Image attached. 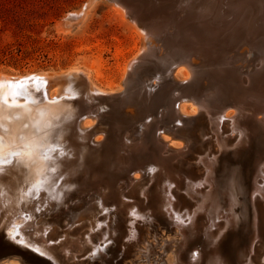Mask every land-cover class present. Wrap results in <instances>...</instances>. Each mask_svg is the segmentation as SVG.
<instances>
[{"label":"rangeland","instance_id":"1","mask_svg":"<svg viewBox=\"0 0 264 264\" xmlns=\"http://www.w3.org/2000/svg\"><path fill=\"white\" fill-rule=\"evenodd\" d=\"M86 1L87 0H0V73L10 75L11 77H16L17 75L18 76L19 75L25 76V74H32V73L33 74H39V73H43V72L44 73L49 72L52 74L61 73V72L65 73V72H69L73 69H76V67H77L78 69H81L82 71H86V72L89 71L88 73L90 74L91 80L93 82L95 81L96 82L95 84L100 89H102L103 91L107 90L105 94H103V93L99 94L98 92H95L96 93V95H95L94 92L92 93V91H90V90L88 91V89H87L88 84L86 83V81H85V83L81 82V84L77 83V85H76L77 90H82L81 91L82 93L78 94L77 91H73L74 93L73 92L72 93L66 92V93H63L62 95L60 94V96L57 97L56 99L53 98L51 100V102H53V103L60 102L59 104L64 105V110L62 113L57 111L56 112L57 114L55 113V111L54 112L52 111L51 113H48L46 115V117H44V118H42V115L46 114L45 113L46 111L44 108L41 107V104L39 103V97L36 96L35 93H34L33 97L30 96L29 100H27L23 96H18L16 98L12 96L13 97V99H12V97H10V95L7 93L2 95L3 97H1V95H0V119L2 120L1 126L3 125L5 128H7L6 130L4 129V133H6V132L8 133V134L6 133L7 135H4V133L1 134V136H4L3 138H1V139H3V140H1V142H2L1 143L2 144L1 149L3 148L1 150L2 152L0 151V154H1L0 158L1 159H4V157L2 155L3 154L6 155L7 149L11 148V146L14 143H16V141L19 137L20 138L24 137L22 135V134H24V132H22V131H26L24 129H27V128L30 129V130H28L29 134H32V133L33 134H39V133L42 134L43 133V137H44V138L43 137L40 138V136H38L39 138L37 137V139H39V140L35 141L33 144H29L31 146L34 145L33 148H36V150H34L30 156L33 159H35V157H37L38 152L40 150L44 149L47 146H48L47 148H49L46 151L47 154L57 152L59 149L66 147V153L65 154L59 155V157L57 158L56 161H55V158L53 159V161L57 162L58 165L64 166V171L58 172V171H55L53 169H52V171H51V169H48L47 171L42 172L41 170H39V171L36 170L34 173V176L31 174V171H30V174L32 175L31 177H29L27 172H25L24 175H26V176L22 177V179H20V180L18 179L19 180L18 182L24 183V184L22 183V185H24L26 187V189L20 193L21 196L20 195L19 196L17 195V196L20 197L21 199L27 198V200L31 201V202H29L27 204L28 207H27V205H22L23 210H21V212H18L20 217L17 213L14 214V217H19L18 220L15 221V225L18 224L20 226V224H21L22 225L21 230L24 232L25 235H26V231H28L27 234H29V235L25 236L27 239L32 236V233L34 231L36 232V235L32 236L33 238L32 237L29 238V239H32L33 241H40L45 236L44 237L45 242L42 243V245L44 246L45 249L47 247V250L51 248L50 254L53 256L55 255L56 258H59V259H56V261L57 260L60 261V262L57 261L59 264H62V263L63 264H78V263L79 264H106V263L107 264H114V263L120 264V262L122 261L121 260L122 258H120V256H119L120 253L119 252L116 253L112 249L109 250V248L113 244L112 239L117 238V236H116L117 232L115 233L112 229L113 226L116 224H118L120 227V228H118L119 233H121V235L123 234L122 235L123 237L122 236L118 237L117 243L120 242L118 244V246L123 250L127 249L126 250L127 251V258L124 259L122 264H131V261H137L140 263H145L146 259L143 257L144 255L142 254L141 255L142 258L138 259L137 258L138 256L136 254L139 253V251H141L140 254L142 252L144 253V251H145L144 254H146L147 250H143L141 248V245L147 246L150 243L153 244L154 248L157 247L155 250H157L159 248L155 254H153V255L150 254V257H153V258L155 257L156 260H158L157 264L162 262L160 260V257H158L157 255L163 254L162 251L164 249H168V246H170V245H171V249L177 250V252H179L180 254L183 255L186 253L184 251L186 250L185 247H187L186 246L187 241H188V243L190 242L189 244H191L192 241L195 239V237L198 236V234H199L198 238L203 237V242L205 240L204 244L206 246L204 244H202L201 247H197L195 249L196 251L194 250L191 252V253H193V255L189 252L190 254L189 253L187 254L188 260L184 261V263L185 264H193L194 259L192 258L190 260L189 257L195 256V254H197V252H199V251L202 255L204 253L206 254V256H205V254L203 255L205 257L204 258L205 261L203 262V264H206L208 261L207 259H209L210 257L213 260L221 257L222 255L219 256L217 254H215V255L210 254V253H212V251H214L216 249V248H214L215 245L218 244V248H222V247L226 248L228 243L230 244L228 246L234 245L235 243H237V241H240L239 236H241V235L246 236L245 234H248L247 232L242 231V225L240 224V222H239L238 226H235L234 228H229L228 230H226V232L224 230L225 225H223L222 228H220L218 233L223 232L224 235H226V236H223V234H222L220 236V238L223 237V239L221 238L222 239L221 240L218 237L216 238V236L218 235V233H217L214 236L215 240L216 239L217 240L214 242L213 241L209 242L208 239H205L206 238L205 236H207V234L209 233V231L211 229L210 223H206V221H205L206 220V214L204 213L205 216L203 217V214H202L203 212H199L198 216L200 217L202 215V217L204 219L202 217H200L201 219L199 217L197 218V216H196L195 217L196 219L193 220V222H192V223H195V226H196L195 229H193V230L191 228L192 226H191L190 222L188 220H184V222L181 225L182 226L181 230L183 231V234H180V231L178 230V228L174 224L175 223L174 220L172 221V219H170L167 215L166 209L169 208V206L164 202V199L166 197L170 198V196H171L170 199L172 201L170 200L169 202H171V204H173V206H174V211L172 210V212H171L172 215H175V214L182 215L186 210L191 215L192 211L194 210V207H192L191 204L194 203V200H192L187 195V190H189V188L192 184L201 183V181H203V179L205 178V175H206L205 173H203L204 172L203 167L201 165H197V162L199 161V159H206L207 154H208V158H210V159L217 158V160H215V162L213 163L214 170H213V173L211 174V177H212L210 179L211 185H203V186L199 187V190L201 191V193H204L207 190L211 189L212 193L214 195H216V201L218 202V206L220 207L219 212H221L220 214L222 215V218L219 219L217 222L222 225L226 221L227 217L229 218V216H226L228 214L229 206H228V198H227L228 196L222 190L221 186L219 185V181H220V173L222 171V168L224 166H227L228 164L224 163L222 161V155H220L218 153V151L214 152L215 151V147H214L215 146V138L216 137H218L220 139L225 138L228 141V146L225 149L226 153L234 152L235 150L239 151L242 155L245 156V157L243 156V159H246L249 156H252L251 159H253V158H255L256 155L259 156V154L262 155L264 153V138L261 139L262 137L256 135L257 136L256 137L257 140H256V138L253 139V137H252V135H254L255 133H259V132L260 133L263 132L262 136L264 137V119H262V114L261 115L259 114L260 116L259 115L255 116V115H252L249 111L253 108L264 111V104H263V102H264V70L260 74V75L263 74L261 76L262 79H260L261 78L260 75L258 76L259 78H257V79L252 78L253 74L251 72L252 70L254 71V70H258V68L260 69L261 64H263V66H264V58H262L264 56V50H263L264 46L262 48H259L262 45H264V38H263L264 37L263 36L264 35L263 34L264 33V25H263L264 19L260 18V16H261L260 13L263 14V12H264V5H263L264 0L263 1L262 0H238V1L237 0H172L173 2H171L170 0H168V1L167 0H133V1L131 0L132 3H135L138 6H141L140 9H141L142 13L144 11H147L149 13L151 12L149 14L150 15L149 19L150 20L153 19L151 21H147L146 23H148L147 25L149 26V29H151L149 31L151 39L153 40V42H154V40H156L157 42L155 41L156 43L154 42V44H156V45H153L155 47L151 48L153 53L146 57L147 60L144 59L143 61L138 60L137 58H135L132 55L133 49L136 47V45L139 44V40L136 38V36L132 32L129 25L125 22V20H121L120 16L118 14H116L111 3H109L105 0H97L95 2L96 5L94 4L95 6H92L93 8L90 9V11L88 12V14L86 16V19L82 22L83 24H81L78 28H76V29L72 28L69 31L67 30V32H68L67 33V32H65L66 30L64 28L60 27L59 24H60L61 20L63 19V17H65V15H67V13L70 14L72 11H79V9H81L83 7V5L85 4ZM134 1H136V2H134ZM137 1H139L140 3ZM141 1H142V3H141ZM236 1L238 4L236 3ZM249 1H250V3H249ZM154 3H155V5H154ZM234 3L237 4L239 9L237 8L236 4H234ZM242 3H243V5H242ZM142 5L144 7H142ZM179 5H181V6H179ZM252 5H254V6H252ZM241 6H244V7H242L243 10L241 9ZM151 7H152V9H151ZM235 7L237 10L235 9ZM149 8H150V10H149ZM189 8H191V9H189ZM250 9H251V12H250ZM166 10H168V12L170 11L171 13L170 12L168 13ZM240 10L242 11V14H241V12L237 13ZM215 11H217V12H215ZM197 12H199V13L197 14ZM181 13H182V15H181ZM185 13L190 15V18H191L190 22H191L192 27H199V26L205 25V29H206L205 32L195 34L193 37H192V35L187 34V42L188 43H195L197 45L198 44H203V45H207V46L209 45L210 46L209 48L213 49V53H214L213 59L216 57L215 59L217 61L215 63H212V65H210L211 67L209 66L210 69L212 68L211 70H213V68L214 69L217 68L216 70H213L214 71L213 75L215 73H217L216 75H219L220 74L219 71H221V73H223V72L225 73L222 75L220 74L218 77H216L217 79L216 78L213 79V75L212 76L211 75L210 76H204L205 75L204 74V75L200 76V78L201 77L202 78L201 79L199 78V83L202 82L201 83L202 85L197 84V86H198L197 89L199 90L198 91L199 96L196 98L198 101H201V103L203 105H201L202 107L200 106V104L199 105H193V106H194V108L197 107V109H196L197 111H199V112L202 111V112H200V114H199V112H197L198 114H195L196 113V111H195L193 114H189L190 117L188 115L179 114V112H178L179 104L184 105L185 110L189 111L190 107L193 103L191 101L183 102L180 100H176V97L178 94L177 92L179 91L178 90V86L180 84L179 81H181L182 83H184V82L181 80L182 76L180 74H179V77H177V78L175 77L177 69H173V68L171 69V66L169 65L170 64V57L172 55H174V53H173L174 50L173 49L168 50L166 48V46L161 41H158V40H160V38L156 37V34L159 30L161 31V30H165L166 28H169L166 31L168 32L170 30L169 32H171V30H172L171 27H173V24L175 23V21H177L176 19L183 17ZM230 13H232V15ZM170 15H171V17H170ZM245 15H247V16H245ZM250 16H251V19L249 18ZM211 17H212V19H211ZM221 17H223V18H221ZM169 18H171V19H169ZM230 18H231V20H230ZM254 18H256L257 20H255ZM259 18H260V21H259ZM239 19L243 21L242 24L245 26H242L241 21H239ZM262 19H263V22H261ZM209 21H211V22H209ZM235 21H237V22H235ZM246 21H247V23H246ZM252 21H254V22H252ZM200 22H202V24ZM216 23L219 25H217ZM208 24L210 25V27ZM250 24H251V26H248ZM191 25L189 24V26H191ZM234 25H235V27H234ZM257 26H259V27H257ZM163 27H165V28H163ZM207 27L210 29V31ZM250 27H253V28L249 29ZM256 27L259 31L256 29ZM212 29H214V30H212ZM247 29H249V30L254 29L253 31H255V29H256V31L255 32L248 31ZM219 31H221V32H219ZM247 31L249 33L252 32L251 34L253 35V37L247 38V35H248ZM211 32H213V33H211ZM229 36H230V38H229ZM236 36H238V37H236ZM207 37H208V39H206ZM211 37H212V39H211ZM214 38H216V39H214ZM225 38H227V40L222 41V40H225ZM252 38H253V41H252ZM201 40H203V41H201ZM207 40L212 44H209V42H207ZM236 41H237V43H236ZM254 41L257 43H255ZM159 43H161V44H159ZM157 44L159 45L158 46L159 49L157 48ZM213 44H215V45L213 46ZM218 45H219V47H218ZM254 45H255V47H254ZM224 46H226V47H224ZM255 50H257V51H255ZM158 51H159V53H158ZM169 51H171V52H169ZM166 52H168V53H166ZM254 52H255V54H254ZM155 55H156V57L153 58V56H155ZM221 55H223V56H221ZM167 56L169 57V59ZM158 57H159V59H158ZM224 58H226V59H224ZM252 58H254L253 61H252ZM257 58H259V59H257ZM130 59H131V62L134 61V63H136V64L131 63V64H133V66H132L133 71L130 72V74L132 73L130 78L133 76L130 79L131 82L138 83L137 80L139 81V77H140L138 75L141 73V70L145 71V69H146L145 74H148V77H143L144 82H142L143 85L140 86L142 88L138 87L139 91H141V92H139V94H142L145 97L143 99L142 96L140 95V98H142V99L137 101L139 103L138 106L141 108V110H143V114H144V111L146 110L144 115H146L147 118L145 116H143V114H142L143 117L141 115L139 117L137 114H134L133 113L134 111L132 110V105L130 107V104L128 102L123 101L122 100L123 97L120 96L122 94H120L119 92H116V94L112 93L111 95H109L111 93L108 90L109 87L110 86L114 87V85H117L121 81V77H120L121 65L123 64V62H125L126 60H130ZM153 59L154 60L157 59V61L155 60L156 63L154 62ZM160 59H162V60H160ZM219 59H221L222 61ZM189 61H191L192 62L191 64H193V65L199 64V61L194 56L190 57ZM193 61H195V62H193ZM162 63H164V64H162ZM259 63H261V64L257 65ZM147 64H148V66H146ZM158 64H159V66H158ZM220 64H222V65L224 64V66H221ZM72 66H74V67H72ZM140 67H141V69H140ZM220 67H221V69H220ZM222 67H224V68H222ZM227 69H228V71H227ZM152 70L154 71V73H156V72L160 73V78L158 77L160 79V81L157 80V78H153L155 74L150 75L153 73V72H151ZM163 72H165V73H163ZM168 72L171 73L172 75L173 74L174 75L172 76ZM207 73L209 74V71ZM227 73H229V74L227 75ZM234 73H235V75H234ZM245 73H247V74H245ZM223 75L226 77V79L224 78ZM118 77H120V78H118ZM171 77H173V79ZM211 77H212V79H211ZM220 77H221V79H225V80H227V78H228V80L226 82H224L225 80H222V82H223L222 83ZM232 77H234L235 79L234 78L232 79ZM247 77H249L250 81L248 80ZM144 78H146L147 80ZM169 78H170V81H169ZM229 78H230V80H229ZM253 79H256V80L253 81ZM155 80H156V82H155ZM188 80H190V76L186 81H188ZM200 80H201V82H200ZM211 80H212L213 84L211 83ZM214 80H216V85H214V83H215ZM233 80H234V82H233ZM238 80H240L239 81L240 83L238 82ZM229 81L232 83L233 87H232V85L229 84ZM220 82L222 83L223 87H221ZM235 82H237L238 85ZM74 83H76V82L71 83V86H73ZM86 84H87V86H85ZM122 84L123 83H121V85H120V89L124 88ZM158 85L161 87L163 86V87L161 88ZM216 86H218V88H221L222 90L216 89L217 88ZM238 86H240V87H238ZM147 87L150 89H148ZM151 87L155 88L156 90L153 88H152L153 90H151ZM205 88H207V89L205 90ZM160 89H161V91H160ZM235 89H237V90H235ZM147 90H148V92H147ZM204 90H205V92H204ZM164 91L166 92L165 94H164ZM173 91H174V93L176 92V95H174V96H173V94L171 95V93H173ZM211 91H214L216 93L211 92ZM222 91L224 93H222ZM229 91H231V93ZM247 91H248V93H246ZM150 92H151V94H149ZM240 92H242V93L244 92L243 95H242V93L240 94ZM249 92H250V94H249ZM107 93H109V94L107 95ZM152 93H154V94H152ZM212 93H214V94H212ZM221 93L223 94V96L225 95L224 97L227 100L229 99L228 98L229 96L232 95L231 97H233L234 94L235 95L238 94V96L240 98H242L243 102L245 101L244 97L247 96L246 101H247V103L249 102V104H247L246 101L244 102L246 104V109H245V107H242V106L241 107L244 109L232 108V107H231V109L228 108V113H232L231 115H233V114L235 115L234 109H236L238 116L240 113L241 114L243 113L246 117L254 116L253 120H248L246 122L240 116L237 118V119H239V121L242 122L241 127L244 128V130L246 129L244 131V136L241 138V140H238L239 139L238 133H234V134L230 133L231 130L229 127V122H227L225 120H222L224 123V126L221 129V131L223 132V130H224V132L221 133L219 136H216V134L209 129V126H206V125H208V123H206L207 117H206L205 109L206 110L211 109V107H213V106H210V104H211L210 101L218 99L216 96H219V95L222 96ZM216 94H218V95H216ZM7 95H9V96H7ZM91 95L94 97H98L100 95L103 97H105V96H111V97L108 99L107 104H105V103H103V102H105V100L102 102L103 99L102 100L100 99L101 101L98 100L97 102H96V100H92V101L89 100V97H87V96H91ZM146 95H149L150 97L146 96ZM44 96H47L46 93L44 94ZM117 96L118 97L120 96V97L118 98ZM170 96H172L173 98H171ZM206 96H208V97H206ZM115 97H116V99H115ZM231 97H230V100H232ZM248 97H251V98H248ZM44 98H46V97H44ZM111 98H112V100H111ZM205 99L209 100V101H206ZM45 100H47V99H45ZM218 100L220 101L221 99H218ZM251 100H254V101H251ZM89 101L91 102V105L87 104V102L90 104ZM257 101L260 103H258ZM92 102H95V103H92ZM254 102H255V104H254ZM158 103H160V104H158ZM93 104H95V105H93ZM155 104H157V105H155ZM103 105L105 106V109H104ZM142 105L144 106V108ZM176 105H177V107H176ZM205 105H207L208 107L207 108L204 107ZM146 106L148 109H146ZM38 107H40V108H38ZM81 108L86 109V110H84V112H86V111L90 112V117L88 118V120H86L85 117H80L76 121L75 115L77 113L81 112ZM125 108H127V109L125 110ZM161 110L163 111V114H162L163 117L161 116V113H160ZM64 111H65V113H64ZM102 111H104V112H102ZM123 111H124V113H123ZM225 111H227V110H225ZM146 112H147V114H146ZM164 112L165 113L167 112L166 113L167 117H166V114ZM169 112H170V114H169ZM11 113L13 114V117L15 119L13 118V120H11L9 123H6L5 117H7L8 119H12ZM19 113H21V114H19ZM33 114H34V116H33ZM55 114L58 116H55ZM67 115H68V117H67ZM114 115H115V117H114ZM117 115H119V116H117ZM159 115L161 118L159 117ZM35 116L36 117L38 116V118H35ZM124 116H125V118H124ZM131 116L133 117V120H132V118H130ZM30 117H32V119ZM121 117L124 119H122ZM170 117H171V119H169ZM183 117H185V118H183ZM188 117L192 120H190ZM255 117H258V119ZM94 118L96 119V121ZM159 118H160V120H159ZM193 118L195 120H197V118L201 120L202 125L199 126V128L195 127V126L193 127V125H194ZM23 120H24L23 126L21 128L19 126V128L21 129V132H20L19 128L16 127V124L19 121H23ZM85 120L90 121L89 126L92 127V128L88 127V125H87L88 129L86 127L87 132H89V136L87 137L88 140L90 139L89 141L87 139L81 140V138H78L77 135H76L77 136V139H76V136H75L76 132H77V134H83V132L81 130H79V126L83 122H85ZM124 120H126L127 122L129 121L127 123V125H126V122H124ZM257 120H259V121H257ZM42 121H43V123H41ZM44 121H46V122L44 123ZM47 121L49 123H47ZM74 121H76L78 123L76 124V123H74ZM36 122H38V123H36ZM145 122L147 124H151V123L152 124L149 126L147 124H145L146 125L145 126L144 125ZM256 122H258V123H256ZM226 123H228V125ZM43 124H45V125L43 126ZM121 124L123 126H121ZM173 124H176V126H173ZM97 125H98V127H97ZM115 125H116V128H115ZM142 125H144L145 127ZM226 125H227V127H226ZM244 125H245V127H244ZM254 125H255V127H254ZM260 125H261V127H260ZM119 126H121V127H119ZM124 126H125V128H124ZM139 126L141 127V130H140ZM246 126H248V127L246 128ZM38 127L41 129H39ZM73 127H74V129H73ZM101 127H102V129H101ZM89 128H91V129H89ZM121 128H123L125 131L123 129L120 130ZM135 128H136V130H135ZM144 128L145 129L148 128V129L145 130ZM164 128L167 130L172 129L171 131L175 132L176 136H175L174 140L170 141V136H167V134H162L161 130ZM174 128H176V130ZM185 128H187V129L185 130ZM226 128H228V129H226ZM249 129L250 130L252 129V130L250 131ZM155 130H156V132H155ZM226 130L228 133L226 132ZM12 131H13V133H15V131L17 132L18 137L16 140L13 137V135H11ZM30 131H31V133H30ZM99 131H101L100 132L101 136H100ZM187 131H189L191 133H189ZM45 132H46V135L44 134ZM132 132H134L135 135L136 134H138V135L134 136V133H132ZM158 132L160 133V135ZM184 132L186 134H184ZM252 132H253V134H251ZM143 133L144 134L150 133L152 135L154 145H159L161 140H163V141L169 140L170 141V143L168 144V148L165 147L164 148L165 150H160V149L158 150V152H159L157 154V157L159 159L158 163L160 162L158 165V168H160V169H158L155 172L156 175L154 176V179L151 176L152 173H143V172H134L133 171V172L127 173L126 176L124 175L123 177L116 180V177L113 176V172L117 173L119 170L126 167V164L129 165L130 163H133V161H134L135 163L139 162L142 164H143V162H145V165H146V163L149 161V159L151 161V158L149 157V154L151 153L150 148H148L149 146L148 147L144 146V150H142V148H141L142 144H141L140 139L144 138ZM187 133H188V135H187ZM246 133L248 134V136H246ZM117 134H118V136H117ZM122 134H123V136H122ZM71 135L73 137L72 138L73 140L71 139ZM185 135H187V136H185ZM206 135H208V136H206ZM142 136H143V138H142ZM162 136L166 137L167 139L166 140L162 139L163 138ZM108 137H110V138L112 137V138L110 139ZM128 137H129V139H128ZM211 137H212V139H211ZM62 138L66 142H63ZM188 139L191 140V142ZM250 139H251V141H249ZM60 140L63 143H61ZM86 140H87V142H86ZM203 140L205 142H203ZM245 140H246V142H244ZM209 141H211V142H209ZM230 141H232V143ZM24 142L27 143L24 140L21 141L20 143L24 144ZM88 143H90V144H88ZM91 143H93V144H91ZM129 143L130 144H133V143L138 144L139 143V144L137 145V147H135L133 149V151H131V148L128 147L130 145ZM197 143L200 145L196 146ZM211 143H213L212 146H211ZM254 143H256V144H254ZM56 144L58 147L56 146ZM9 145H11V146H9ZM182 145L183 146L185 145V146L183 147ZM247 145H248V147H247ZM103 146L107 150L102 148ZM124 146H126V147H124ZM203 146H204L203 153L199 152V149L202 148ZM99 147H100V149H99ZM123 147H124V149H123ZM169 147L171 149L170 151H169ZM57 148H59V149H57ZM96 148H98V149H96ZM145 148H147L146 151H145ZM177 148L180 151H178ZM241 148H242V151H240ZM252 148H254V149H252ZM259 148H260V150H259ZM75 149L77 150V152ZM82 149H84L85 151ZM172 149H175V150H172ZM78 150L80 151V153ZM88 150H90V151H88ZM124 150L128 151V152L126 153ZM188 150H189V152H188ZM211 150H212V152H211ZM69 151L71 153H69ZM91 151L92 152L94 151V152L91 153ZM95 151H96V153H95ZM117 151H118V153H116ZM75 152L78 154H76ZM87 152H89V153L87 154ZM140 152H141V154H140ZM82 153L84 156L82 155ZM90 153L92 154L93 157L91 156ZM119 153H122V154H119ZM136 153H137V155H136ZM123 154H124V156H123ZM77 155H78V157H76ZM85 155H87V157ZM95 155H97V156L100 155L101 157L100 156L96 157ZM142 155L145 157L144 160L147 159L146 161L143 160ZM61 156H64V157L61 158ZM94 157H96V158H94ZM116 157L121 158V159H119L121 162L120 164L117 163ZM130 157H132L133 160ZM32 158H31V160H32ZM125 158H128V159L130 158L131 160L130 159L128 160ZM166 158H167V160H164ZM1 159H0V162H1ZM5 159H6V157H5ZM100 159H101V161H100ZM27 160H26L27 161L26 162L27 168L33 166V164H32L33 161L31 162L30 159H27ZM29 160H30V162H29ZM184 160H186V161H184ZM219 160H220V162H219ZM106 161L108 162V165H107ZM181 161H183V162L181 163ZM193 161H194V163H192ZM162 162L165 164H163ZM187 162L188 163L191 162L192 164L191 163L188 164ZM115 164L118 166H113ZM166 164L167 165L169 164V168H171V167L172 168L169 169ZM170 164L172 165L171 167H170ZM21 165L25 167V163H21ZM37 165L40 166V164H37ZM233 166H235V165L232 164V167ZM115 167H118L119 170L117 168L115 169ZM143 167H145V166H143ZM181 167H184V168L186 167L187 172H185L186 168L182 169ZM253 167H254L253 162H251V164H249V167L247 168V171L249 169L252 171L254 170L253 171V178H254L256 175L255 174L256 168L254 169ZM114 169L117 171H114ZM178 169H179V171H178ZM180 169H181V171H180ZM3 170L6 171L5 168ZM98 170L99 171L101 170V171L99 172ZM106 170H108L109 172ZM170 170H172V171H170ZM178 172L182 173V174H178ZM96 174H97V176H96ZM176 174H177V176H176ZM93 175H94V177H93ZM139 175L141 177H139ZM107 176H109L110 178ZM120 176H122V174L119 175L118 177H120ZM164 176H166V177H164ZM193 177L195 178V180ZM92 178H95V179H92ZM128 178H130V179H128ZM135 178H140L139 179L140 181L138 179H135ZM141 178H143V180ZM144 178H146L145 181H144ZM109 179L110 180L113 179V181H114V182H112L113 186L112 185L109 186L111 188L107 187V185H106V182H108ZM134 180H136V181H134ZM175 180H176L177 184L175 183ZM196 180H198V181H196ZM258 180L260 182H258L256 184V186L262 187V183H261L262 180L260 178ZM141 181H143V182H141ZM181 181H183V182L181 183ZM92 182H93L94 186L92 185ZM130 182H131V184H130ZM139 182L141 185L139 184ZM122 183L125 185V187ZM144 183H146V184H144ZM147 183H148V185H147ZM150 183H151V185H150ZM152 183H154V185ZM137 184H139V186ZM30 185H33L35 187L31 190V189H29ZM38 186H40V188L37 189ZM167 186L169 187V189H166V188H168ZM122 187H123V189H122ZM179 188H180V190H179ZM41 189H42V191H41ZM126 189H128V190L126 191ZM131 189H135L136 192L133 194V196L129 197V196H127V193ZM146 190L151 192L152 194L147 192ZM107 191H108V193H107ZM109 191H110V193H109ZM145 191L147 193H145ZM164 191H166V192H164ZM173 191H174V193H173ZM192 191H193V189L191 190V192ZM143 192L146 195H143ZM22 193L26 194L25 197H23L24 195H22ZM179 193H182V194L179 195ZM121 194L123 195V197ZM148 194H149V196H148ZM106 195H107V197H111V198L113 197L112 195H114V197H116V199H113V200L111 199L112 201L111 200L108 201ZM147 196H148V198H147ZM177 196H178L179 200H177L178 199ZM260 196H261L260 194L258 195L256 193L253 195V198H255V202H258L261 206H264L263 205L264 201L259 198ZM35 198H38V199H36V201L35 200L33 201V199H35ZM118 198H119L120 202H119ZM105 199L107 200V203H109V205L101 207V204H102L101 201L104 202V201H106ZM142 199H143V202L141 201ZM154 199H155V201H154ZM38 200H39V202H38ZM42 200L45 203H43ZM122 200H123V202H122ZM151 201H153V202H151ZM134 202H136L135 204L137 205V207L134 204ZM178 202L180 205H178ZM113 203H115V205ZM151 203H152V206H151ZM124 204L128 205L129 207L124 208L123 207ZM163 204H166V205L163 206ZM176 204H177V206H176ZM0 205H2V206H0V225H1L0 226V228H1L0 229V236L2 234V236L0 237V242H1L0 243V253L1 252L6 253V252H10V251H15V252L19 251V252H22L23 255H26V257H28V259L30 257V259L40 260V258H38V257L35 258L36 255L34 253H32V251L30 252L29 251L30 249L26 248L25 246L23 249H18L15 246V244L13 243L16 241L13 240V242H12L10 240L9 236L4 235V233H6L8 231L4 232L2 230L3 229L2 223L5 220L4 218H6L5 216L10 215V214H8L5 211L6 207H4L3 204L0 203ZM181 206H182V208H181ZM29 207L31 208L30 212L27 211V208H29ZM138 207H141L143 211L140 210L141 208H138ZM222 207H224V208H222ZM118 208H120V209H118ZM32 209H33V211H32ZM38 209H39V211H35ZM93 209H94V211H93ZM136 210H137V212H135V214H134L135 216L134 215L132 216L131 213L133 211H136ZM178 210H179V212H177ZM24 211H27V212H24ZM122 211L124 212V214ZM146 211H147V213H146ZM33 212L35 214H33ZM236 212L238 213L237 207H235V214H237ZM115 213H117L120 220L116 221L117 219L115 218ZM24 214H26V215L22 216ZM30 215L34 218V219H32L33 221L31 220L32 217H30ZM160 218H162V219H160ZM20 219L23 220V224L26 225V223H27L28 225L23 226L22 223L18 222V221H20ZM27 219L29 220V222H27ZM121 219L123 222H121ZM161 220L162 221L164 220V222H161ZM90 221L93 222L94 224H92ZM171 221H172V223H171ZM33 222H34V226L36 225L35 227L32 224ZM127 222L129 223V225H127ZM138 222H140V223H138ZM146 224H148V225H146ZM167 224H169V225H167ZM170 224H172L173 227ZM197 224H198V226H197ZM202 224H204V225H202ZM15 225L13 224L12 226H15ZM122 225L124 228L122 227ZM145 225H146V227H145ZM205 225H206V227H205ZM139 226H141V227L143 226V227L141 228ZM147 226H148V228H147ZM170 226H171V228H170ZM201 226L205 229L202 230L203 228ZM127 227H128V229H127ZM27 228H29V229H27ZM104 228H105V230H104ZM121 228H123L124 230ZM154 228H157L159 230V231H156V233L158 232L157 234L155 233ZM141 229L144 231H142ZM171 229H172V231H171ZM200 229H201V231H200ZM29 230H31V231H29ZM36 230H39V233ZM88 230H90V231H88ZM148 230H150V231H148ZM194 230H196V231H194ZM197 230H198V233H196L195 236H193L194 233L197 232ZM176 231H177L178 235L176 234ZM236 231L238 232L237 234H235ZM35 232L33 233V235L35 234ZM132 232H134L138 235L139 240L137 239V241H136L134 239H131V233ZM149 232L151 233L150 235H148ZM100 233H101V237H104L103 239H105V237H106L105 241L101 240L98 242L99 244H101L100 248L107 245L108 249H107V251H104V250L101 251V254L99 256H97V255L94 256L92 251L89 250L91 243L87 242V239L91 235H92L91 238L92 237L95 238ZM161 233H164L167 237H164L161 239L160 238ZM185 233H187V234H185ZM239 233H241V234H239ZM102 234H103V236H102ZM191 234H193V235H191ZM227 234L228 235L232 234V236L228 237ZM233 234L236 236L235 239H234ZM179 236H180V238H179ZM7 237L9 240L7 239ZM17 237H18V234H17ZM232 237H233V239H231ZM3 238L4 239L6 238V239L4 240ZM94 238H92L93 239L92 245L96 246L97 244H96V240ZM1 239H2V241H1ZM263 239H264V235H263ZM17 240H18V238H17ZM163 240L164 241L167 240L168 242L166 243ZM6 241H7V244H6ZM217 241H218V243H217ZM172 242H174V243H172ZM230 242L231 243L234 242V243L231 244ZM252 242L253 243L255 242V244H253ZM260 242H261V239L252 237L251 243L253 245H255L254 247L257 251L259 250L258 248L261 246ZM106 243H109V244H106ZM129 243H130V246H129ZM136 243H137V245H136ZM1 244L4 246H2ZM10 244H12V245H10ZM158 244H160L162 246L160 247V245L158 246ZM138 246H140V247H138ZM133 247L137 248L138 250L133 248ZM1 248H3V249H1ZM201 248H204V249H201ZM210 248L213 250H211ZM63 249H65V250H63ZM84 249L87 250L86 254L84 252L85 251ZM245 249L247 251H249V246L247 245ZM78 250H79V252H78ZM203 250L206 252H204ZM207 250H209L208 251L209 254H208ZM108 252H109V254H108ZM10 253H12V252H10ZM29 253L32 255H30ZM56 254L58 255V257ZM237 254L239 256L240 252H237ZM80 256H82V258ZM91 256H94V257L91 258ZM100 256H101V258H100ZM112 257H114V258H112ZM115 257H117V259ZM99 258H100V260H99ZM153 258H151V259H153ZM101 259L102 260L104 259V260L102 261ZM107 259H108V261H107ZM118 259H120V260H118ZM221 259H220L221 264H226L224 262L225 261L224 257H221ZM32 261H34V260H32ZM94 261H96L97 263ZM109 261L110 262L112 261V262L110 263ZM242 264H246V262H243ZM254 264H257V263H254ZM258 264H264V262H262L261 260H258Z\"/></svg>","mask_w":264,"mask_h":264},{"label":"bare ground","instance_id":"2","mask_svg":"<svg viewBox=\"0 0 264 264\" xmlns=\"http://www.w3.org/2000/svg\"><path fill=\"white\" fill-rule=\"evenodd\" d=\"M97 0H87L86 2H85V4L83 5V7L81 8V9H79V11H72L70 14H68L67 13V15H65V17H63V19L61 20V22H60V27L61 28H64L66 31L65 32H67V30L69 31V30H71L72 28H78L81 24H83L82 22L86 19V16H87V14H88V12L90 11V9H92L93 7L92 6H95L96 4H95V2H96ZM105 1H107V2H109V3H111V5L113 6V9H114V11L116 12V14H118L119 16H120V19L121 20H125V22L129 25V27L131 28V30H132V32L134 33V35L136 36V38L139 40V44L138 45H136V47L133 49V52H132V55L135 57V58H137L138 60H141V61H143L144 59H146L147 60V56H149V55H151L153 52H152V49L151 48H153V47H155V46H153V45H156V44H154V42L156 41V40H154V42H153V40L151 39V37H150V34H149V31L151 30V29H149V26L148 25H146L145 24V22H143L140 18H139V16H138V14H137V12L133 9V6H132V4H130L129 3V1L128 0H105ZM133 1V0H132ZM131 1V2H132ZM168 1V0H167ZM171 2H173L172 0H170ZM238 1V0H237ZM237 1H236V3H237ZM263 1V0H262ZM134 2H136V1H134ZM137 2H139V1H137ZM154 2V1H153ZM157 2V1H156ZM231 2V1H230ZM256 2V1H255ZM140 3V2H139ZM141 3H142V1H141ZM144 3V2H143ZM152 3V2H151ZM236 3H234V4H236ZM249 3H250V1H249ZM259 3V2H258ZM95 4V5H94ZM191 4V3H190ZM238 4V3H237ZM237 4H236V6H237ZM240 4V3H239ZM245 4V3H244ZM252 4V3H251ZM262 4V3H261ZM150 5V4H149ZM154 5H155V3H154ZM209 5V4H208ZM242 5H243V3H242ZM248 5V4H247ZM263 5H264V2H263ZM157 6V5H156ZM179 6H181V5H179ZM240 6V5H239ZM252 6H254V5H252ZM139 7H141V6H139ZM142 7H144L143 5H142ZM168 7V6H167ZM193 7V6H192ZM242 7H244V6H241V9H242ZM250 7V6H249ZM258 7V6H257ZM148 8V7H147ZM159 8V7H158ZM188 8V7H187ZM194 8V7H193ZM237 8H238V6H237ZM248 8V7H247ZM246 8V9H247ZM263 8V7H262ZM151 9H152V7H151ZM167 9V8H166ZM189 9H191V8H189ZM235 9H236V7H235ZM239 9V8H238ZM143 10V9H142ZM149 10H150V8H149ZM154 10V9H153ZM233 10V9H232ZM237 10V9H236ZM243 10V9H242ZM144 11V10H143ZM167 12H168V10H166ZM178 11V10H177ZM202 11V10H201ZM205 11V10H204ZM261 11V10H260ZM153 12V11H152ZM170 12V11H169ZM168 12V13H169ZM215 12H217V11H215ZM241 12V14H242V11L240 10L239 12H237V13H240ZM247 12V11H246ZM245 12V13H246ZM250 12H251V9H250ZM149 13V12H148ZM151 13V12H150ZM171 13V12H170ZM177 13V12H176ZM199 12H197V14H198ZM264 13V12H263ZM231 15H232V13H230ZM236 14V13H235ZM249 14V13H248ZM117 15V16H118ZM157 15V14H156ZM169 15V14H168ZM181 15H182V13H181ZM215 15V14H214ZM260 15H261V13H260ZM192 16V15H191ZM228 16V15H227ZM240 16V15H239ZM245 16H247V15H245ZM159 17V16H158ZM170 17H171V15H170ZM179 17V16H178ZM205 17V16H204ZM210 17V16H209ZM261 17V16H260ZM206 18V17H205ZM208 18V17H207ZM215 18V17H214ZM213 18V19H214ZM221 18H223V17H221ZM232 18V17H231ZM231 18H230V20H231ZM239 18V17H238ZM250 19H251V16L249 17ZM248 18V19H249ZM169 19H171V18H169ZM210 19V18H209ZM211 19H212V17H211ZM226 19V18H225ZM243 19V18H242ZM255 20H257L256 18H254ZM151 20H153V19H151ZM151 20H149V21H151ZM155 20V19H154ZM158 20V19H157ZM253 20V19H252ZM171 21V20H170ZM200 21V20H199ZM205 21V20H204ZM239 21H241V24H242V20H240L239 19ZM238 21V22H239ZM245 21V20H244ZM248 21V20H247ZM247 21H246V23H247ZM259 21H260V18H259ZM123 22V21H122ZM154 22V21H153ZM152 22V23H153ZM206 22V21H205ZM209 22H211V21H209ZM227 22V21H226ZM235 22H237V21H235ZM252 22H254V21H252ZM251 22V23H252ZM261 22H263V19H262V21ZM150 23V22H149ZM168 23V22H167ZM201 24H202V22H200ZM208 23V22H207ZM222 23V22H221ZM264 23V22H263ZM155 24V23H154ZM170 24V23H169ZM206 24V23H205ZM215 24V23H214ZM217 24V23H216ZM245 24V23H244ZM249 24V23H248ZM254 24V23H253ZM257 24V23H256ZM209 25V24H208ZM217 25H219V24H217ZM240 25V24H239ZM259 25V24H258ZM264 25V24H263ZM216 26V25H215ZM242 26H245V25H243L242 24ZM248 26H251V24L250 25H248ZM253 26V25H252ZM151 27V26H150ZM167 27V26H166ZM204 27H205V25H204ZM209 27H210V25H209ZM225 27V26H224ZM223 27V28H224ZM232 27V26H231ZM234 27H235V25H234ZM254 27V26H253ZM253 27H250L249 29H252ZM257 27H259V26H257ZM257 27H256V29H257ZM263 27V26H262ZM163 28H165V27H163ZM172 28V27H171ZM208 28V27H207ZM218 28V27H217ZM227 28V27H226ZM243 28V27H242ZM241 28V29H242ZM248 28V27H247ZM167 29H169V28H166L165 29V31L167 30ZM209 29V28H208ZM207 29V30H208ZM249 29H247L248 31H253V30H249ZM256 29H255V31H256ZM260 29V28H259ZM212 30H214V29H212ZM211 30V31H212ZM239 30V29H238ZM258 30V29H257ZM263 30V29H262ZM154 31V30H153ZM170 31V30H169ZM168 31V32H169ZM172 31V30H171ZM209 31H210V29H209ZM245 31V30H244ZM247 31V32H248ZM255 31H253V32H255ZM259 31V30H258ZM214 32V31H213ZM213 32H211V33H213ZM219 32H221V31H219ZM68 33V32H67ZM158 33V32H157ZM249 33V32H248ZM252 33V32H251ZM261 33V32H260ZM235 34V33H234ZM258 34V33H257ZM256 34V35H257ZM264 34V33H263ZM262 34V35H263ZM255 35V34H254ZM261 35V36H262ZM233 36V35H232ZM243 36V35H242ZM264 36V35H263ZM158 37V36H157ZM193 37V36H192ZM235 37V36H234ZM236 37H238V36H236ZM253 37V36H252ZM155 38V37H154ZM201 38V37H200ZM217 38V37H216ZM216 38H214V39H216ZM219 38V37H218ZM229 38H230V36H229ZM255 38V37H254ZM258 38V37H257ZM264 38V37H263ZM157 39V38H156ZM191 39V38H190ZM206 39H208V37L206 38ZM205 39V40H206ZM211 39H212V37H211ZM213 39V40H214ZM238 39V38H237ZM256 39V38H255ZM254 39V40H255ZM261 39V38H260ZM259 39V40H260ZM199 40V39H198ZM204 40V41H205ZM222 40V39H221ZM227 40V38H225V40H222V41H226ZM258 40V41H259ZM262 40V39H261ZM158 41H161V39L160 40H158ZM201 41H203V40H201ZM200 41V42H201ZM231 41V40H230ZM252 41H253V38H252ZM157 42V41H156ZM155 42V43H156ZM206 42V41H205ZM204 42V43H205ZM207 42H209L208 40H207ZM247 42V41H246ZM255 42V41H254ZM253 42V43H254ZM260 42V41H259ZM199 43V42H198ZM203 43V42H202ZM215 43V42H214ZM223 43V42H222ZM236 43H237V41H236ZM159 44H161V43H159ZM209 44H212V43H210L209 42ZM219 44V43H218ZM261 44V43H260ZM259 44V45H260ZM215 44H213V46H214ZM221 45V44H220ZM262 45V44H261ZM158 44H157V48H158ZM162 46V45H161ZM249 46V45H248ZM262 46H264V45H262ZM262 46L261 47H259V48H262ZM208 47H210L209 45H208ZM218 47H219V45H218ZM217 47V48H218ZM224 47H226V46H224ZM247 47V46H246ZM254 47H255V45H254ZM164 48V47H163ZM214 48V47H213ZM216 48V47H215ZM264 48V47H263ZM159 49V48H158ZM230 49V48H229ZM255 49V48H254ZM157 50V49H156ZM169 50V49H168ZM167 50V51H168ZM171 50V49H170ZM213 50V49H212ZM215 50V49H214ZM261 50V49H260ZM259 50V51H260ZM264 50V49H263ZM162 51V50H161ZM219 51V50H218ZM255 51H257V50H255ZM169 52H171V51H169ZM262 52V51H261ZM158 53H159V51H158ZM162 53V52H161ZM166 53H168V52H166ZM175 53V52H174ZM222 53V52H221ZM254 54H255V52H254ZM131 55V56H132ZM162 55V54H161ZM167 55V54H166ZM220 55V54H219ZM226 55V54H225ZM259 55V54H258ZM128 56V55H127ZM165 56V55H164ZM221 56H223V55H221ZM129 57V56H128ZM133 57V58H134ZM156 57V55L155 56H153V58H155ZM168 57V56H167ZM259 57V56H258ZM132 58V57H131ZM161 58V57H160ZM216 58V57H215ZM213 59V60H215V62H217L216 61V59ZM220 58V57H219ZM256 58V57H255ZM136 59V60H137ZM150 59V58H149ZM158 59H159V57H158ZM163 59V58H162ZM162 59H160V60H162ZM165 59V58H164ZM168 59H169V57H168ZM167 59V60H168ZM190 59V58H189ZM223 59V58H222ZM224 59H226V58H224ZM253 59L254 58H252V61H253ZM257 59H259V58H257ZM154 60V59H153ZM156 61H157V59H155ZM155 60H154V62H155ZM219 60H221V59H219ZM261 60V59H260ZM133 61V60H132ZM222 61V60H221ZM191 62V61H190ZM193 62H195V61H193ZM224 62V61H223ZM255 62V61H254ZM261 62V61H260ZM131 63H134V61L133 62H131V59L130 60H126L125 62H123V64L121 65V67H120V77H121V81L117 84V85H114V87L113 86H110L109 87V91L111 92L110 94L109 93H107V95L109 94V95H111L112 93L114 94H116V92H119L120 94H122V95H120L119 93V95L121 96V97H123L122 98V100L123 101H126V102H128L129 104H130V107H131V105H132V110L134 111H132L134 114H137L139 117H140V115L142 116V114H143V110H141V108L138 106V102H137V99H138V95H139V92H141V91H139V88L138 87H140V86H142L143 84H142V82H144L143 81V77H148V74H145V72H146V69H145V71H143V70H141V73L138 75V76H140L139 77V81L137 80V82L138 83H135V82H131V78L133 77H131L130 78V76H131V74H130V72H132L133 70H132V66H133V64H131ZM156 63V62H155ZM154 63V64H155ZM158 63V62H157ZM192 63V62H191ZM198 63V62H197ZM257 63V62H256ZM134 64H136V63H134ZM161 64V63H160ZM162 64H164V63H162ZM261 63H259V64H257V65H260ZM141 65V64H140ZM139 65V66H140ZM156 65V64H155ZM170 65V64H169ZM187 64H185V62H183V61H181L180 62V64L179 65H177L176 67H175V69H177V71H176V75H175V77L177 78V77H179V74L182 76V81L184 82V81H186L188 78H189V76H190V70H189V68H188V66H186ZM197 65V64H196ZM216 65V64H215ZM221 66H224V64L222 65V64H220ZM143 66V65H142ZM146 66H148V64L146 65ZM152 66V65H151ZM158 66H159V64H158ZM217 66V65H216ZM261 66V68L259 69L258 68V70H252L251 72L253 73V75H252V78H259L258 76L262 73V71L264 70V66H263V64H261L260 65ZM72 67H74V66H72ZM154 67V66H153ZM211 67V66H210ZM229 67V66H228ZM159 68V67H158ZM157 68V69H158ZM216 68V67H215ZM222 68H224V67H222ZM257 68V67H256ZM134 69V68H133ZM140 69H141V67H140ZM156 69V68H155ZM171 69H172V67H171ZM217 69V68H216ZM216 69H214L213 68V70H216ZM219 69V68H218ZM220 69H221V67H220ZM70 70V69H69ZM138 70V69H137ZM208 70V69H207ZM223 70V69H222ZM235 70V69H234ZM172 71V70H171ZM227 71H228V69H227ZM237 71V70H236ZM89 72V71H88ZM88 72H86V71H82L81 69H78L77 67H76V69H73V70H71V71H69V72H65V73H54V74H52V73H39V74H25V76H16V77H11L10 75H6V74H3V73H0V89H1V87L3 86V85H10V84H12L13 82H26L27 83V88H31V89H33L34 91H35V89H37L36 87H35V81H37V80H44V81H47L48 82V86L46 87V95L47 96H44V97H46L45 99H47L46 100V102H43V101H41V102H39L40 104H41V107L42 108H44L45 109V113L46 114H43L42 115V118H44V117H46V115L48 114V113H51L52 111L54 112L55 111V113L57 112V111H59V112H63V110H64V105L63 104H59L60 102H56V103H53V102H51V100L53 99V98H57V97H59L60 96V94L62 95L63 93H66V92H68L69 90H67V91H63V88L64 87H66L67 86V84L68 85H71V83H73V82H76V83H74V85L71 87V89H70V91H71V93L73 92V91H77V93L78 94H81L82 92V90H77V83H79V84H81V82H83V83H85V81H86V83L88 84V86H87V84L85 85V86H87V89H88V91L90 90V91H92V93L94 92H98L99 94H101V93H103V94H105L106 93V91H103L102 89H100L95 83V81L93 82L92 80H91V77H90V74L88 73ZM151 72H153L152 74H150V75H153V74H155L154 75V77L153 78H157V80H159L160 81V73H158V72H156V73H154V71L152 70ZM214 72V71H213ZM216 72V71H215ZM220 72V74L222 75V74H225L224 72L223 73H221V71H219ZM163 73H165V72H163ZM169 73V72H168ZM236 73V72H235ZM235 73H234V75H235ZM162 74V73H161ZM169 74H171V73H169ZM215 74H217V73H215ZM219 74V75H220ZM229 73H227V75H228ZM232 74V73H231ZM241 74V73H240ZM245 74H247V73H245ZM136 75V74H135ZM172 75V74H171ZM174 75V74H173ZM172 75V76H173ZM212 75H213V73H212ZM219 75H217V77L219 76ZM263 75V74H262ZM262 75H260V77L262 76ZM60 76L62 77V76H67V78H65V80L64 81H62L61 79H60ZM98 76V75H97ZM163 76V75H162ZM169 76V75H168ZM204 76H206V75H204ZM203 76V77H204ZM224 76V75H223ZM242 76V75H241ZM240 76V77H241ZM244 76V75H243ZM120 77H118V78H120ZM159 77V78H158ZM164 77V76H163ZM235 77V76H234ZM234 77H232V79L234 78ZM246 77V76H245ZM244 77V78H245ZM60 80H59V79ZM172 79H173V77H171ZM202 78V77H201ZM200 78V79H201ZM205 78V77H204ZM224 78L226 79V77L224 76ZM243 78V77H242ZM248 78V80H249V77H247ZM144 79H146V78H144ZM150 79V78H149ZM211 79H212V77H211ZM214 79V78H213ZM217 79V78H216ZM220 79H221V77H220ZM225 79H221V82H222V80H225ZM235 79V78H234ZM256 79H253V81L254 80H256ZM260 79H262V77L260 78ZM147 80V79H146ZM152 80V79H151ZM162 80V79H161ZM227 80H228V78H227ZM227 80H225L224 82H226ZM229 80H230V78H229ZM244 80V79H243ZM247 80V79H246ZM245 80V81H246ZM247 80V81H248ZM136 81V80H135ZM158 81V82H159ZM169 81H170V78H169ZM177 81V80H176ZM215 81V83H214V85H216V80H214ZM219 81V80H218ZM240 80H238V82H239ZM250 81V80H249ZM148 82V81H147ZM152 82V81H151ZM155 82H156V80H155ZM173 82V81H172ZM175 82V81H174ZM180 82V84L182 83L181 81H179ZM200 82H201V80H200ZM220 82V84H221V87H223L222 86V83ZM233 82H234V80H233ZM121 83H123L122 85H123V87L124 88H122V89H120V85H121ZM153 83V82H152ZM151 83V84H152ZM202 83V82H201ZM201 83H198V84H201ZM211 83H212V80H211ZM235 83H237V82H235ZM240 83V82H239ZM248 83V82H247ZM114 84V83H113ZM148 84V83H147ZM167 84V83H166ZM179 84V85H180ZM213 84V83H212ZM219 84V85H220ZM229 84L230 85H232V83L229 81ZM234 84V83H233ZM99 85V84H98ZM157 85V84H156ZM178 85V84H177ZM202 85V84H201ZM210 85V84H209ZM226 85V84H225ZM224 85V86H225ZM237 85H238V83H237ZM7 86V87H8ZM159 86V85H158ZM176 86V85H175ZM206 86V85H205ZM227 86V85H226ZM244 86V85H243ZM250 86V85H249ZM254 86V85H253ZM157 87V86H156ZM159 87H161V86H159ZM158 87V88H159ZM163 87V86H162ZM161 87V88H162ZM174 87V86H173ZM198 87V86H197ZM203 87V86H202ZM217 87V88H216ZM215 88L216 89H220V90H222L221 88H218V86H216ZM232 87H233V85H232ZM231 87V88H232ZM238 87H240V86H238ZM242 87V86H241ZM252 87V86H251ZM250 87V88H251ZM140 88H142V87H140ZM148 88V87H147ZM153 87H151V90H153V89H155V88H153ZM157 88V89H158ZM175 88V87H174ZM225 88V87H224ZM229 88V87H228ZM230 88V89H231ZM235 88V87H234ZM249 88V89H250ZM79 89V88H78ZM148 89H150V88H148ZM207 88H205V90H206ZM210 89V88H209ZM146 90V89H145ZM156 90V89H155ZM154 90V91H155ZM174 90V89H173ZM205 90H204V92H205ZM214 90V89H213ZM235 90H237V89H235ZM239 90V89H238ZM160 91H161V89H160ZM159 91V92H160ZM172 91V90H171ZM170 91V92H171ZM176 91V90H175ZM199 91V90H198ZM208 91V90H207ZM0 92H1V90H0ZM147 92H148V90H147ZM201 92V91H200ZM211 92H214V91H211ZM230 93H231V91H229ZM74 93V92H73ZM166 92L164 91V94H165ZM178 93V92H177ZM209 93V92H208ZM214 93H216V92H214ZM214 93H212V94H214ZM220 93V92H219ZM218 93V94H219ZM222 93H224L223 91H222ZM221 93V94H222ZM233 93V92H232ZM235 93V92H234ZM238 93V92H237ZM242 92H240V94H241ZM244 93V92H243ZM243 93H242V95H243ZM246 93H248V91L246 92ZM8 94V93H7ZM98 94V95H99ZM148 94V93H147ZM149 94H151V92L149 93ZM152 94H154V93H152ZM160 94V93H159ZM173 94V96L174 95H176V92L174 93V91H173V93H171V95ZM218 94H216V95H218ZM249 94H250V92H249ZM95 95H96V93H95ZM204 95V94H203ZM208 95V94H207ZM231 95V94H230ZM246 95V94H245ZM7 96H9V95H7ZM36 96H38V94H36ZM115 96V95H114ZM119 96V97H120ZM146 96H149V95H146ZM165 96V95H164ZM220 96V95H219ZM216 96L218 99H221L220 101L218 100V99H216V100H211L210 98V106H213V107H211V109H205V113H206V117H207V122L206 123H208V125H206V126H209V129L212 131V132H214L215 134H216V136H219L221 133H223L224 132V130H223V132L221 131V129L223 128V126H224V123H223V121L222 120H225V121H227V122H229V127H230V130H231V132L230 133H238V135H239V139L238 140H241V138L244 136V131L246 130H244V128H242L241 127V121H239V119H237L239 116L242 118V119H244L245 120V122L246 121H248V120H253V117L254 116H252V117H246L243 113L241 114L239 111V116H238V113L236 112L237 110L236 109H234L235 110V115L233 114V115H231L232 113H228V108L229 109H231V107L232 108H240V109H244V108H242V107H245V109H246V104L244 103L245 101H246V97H244V99H245V101L243 102L242 101V98H240L239 96H238V94L237 95H235L234 94V98L233 97H231V96H229L228 98V100L227 99H225V97H223V94H222V96ZM225 96V95H224ZM253 96V95H252ZM1 97H3V96H1ZM5 97V96H4ZM10 97H12V96H10ZM111 96H105V97H103V96H98V97H94V96H89V100H96V102L99 100V101H101L102 99V102L105 100V102H103V103H105V104H107V102H108V99L110 98ZM118 97V96H117ZM118 97V98H119ZM143 97H145V96H143ZM150 97V96H149ZM169 97V96H168ZM171 98H173L172 96H170ZM205 97V96H204ZM206 97H208V96H206ZM214 97V96H213ZM230 97L232 98V100H230ZM6 98V97H5ZM37 98V97H36ZM148 98V97H147ZM180 98H182V99H180ZM180 98H178V99H180L181 101H183V102H187V101H191L193 104L191 105V107H190V110L189 111H186L185 110V108H184V105H180L179 104V108H178V112H179V114H182V115H188L189 116V114H193L195 111H196V113L195 114H198L197 112H199V111H197L196 109H197V107H195L194 108V106L193 105H199L200 104V106L201 105H203L202 103H201V101H198L197 100V98H192V97H184V96H180ZM248 98H251V97H248ZM12 99H13V97H12ZM15 99V98H14ZM101 99V100H100ZM115 99H116V97H115ZM161 99V98H160ZM201 99V98H200ZM261 99V98H260ZM263 99V98H262ZM16 100V99H15ZM18 100V99H17ZM111 100H112V98H111ZM141 100V99H140ZM152 100V99H151ZM150 100V101H151ZM206 100V99H205ZM230 100V101H229ZM250 100V99H249ZM12 101V100H11ZM148 101V100H147ZM153 101V100H152ZM206 101H209V100H206ZM251 101H254V100H251ZM90 102V101H89ZM158 102V101H157ZM170 102V101H169ZM258 102V101H257ZM72 103V102H71ZM92 103H95V102H92ZM143 103V102H142ZM141 103V104H142ZM151 103V102H150ZM156 103V102H155ZM180 103V102H179ZM182 103V102H181ZM246 103H247V101H246ZM258 103H260V102H258ZM257 103V104H258ZM87 104L88 105H91V102H90V104L87 102ZM145 104V103H144ZM158 104H160V103H158ZM173 104V103H172ZM177 104V103H176ZM247 104H249V102L247 103ZM252 104V103H251ZM254 104H255V102H254ZM256 104V105H257ZM263 104H264V102H263ZM93 105H95V104H93ZM101 105V104H100ZM155 105H157V104H155ZM189 105V104H188ZM143 106V105H142ZM149 106V105H148ZM242 106V107H241ZM250 106V105H249ZM103 107H104V109H105V106L103 105ZM126 107V106H125ZM176 107H177V105H176ZM202 107V106H201ZM204 107H208L207 105H205ZM38 108H40V107H38ZM85 108V107H84ZM82 109L81 108V112H79V113H75L74 115L76 116V121L80 118V117H85V119L86 120H88V118L90 117V112H88V111H86V112H84V110H86V109ZM143 108H144V106H143ZM153 108V107H152ZM173 108V107H172ZM249 108V107H248ZM247 108V109H248ZM127 108H125V110H126ZM146 109H148L147 108V106H146ZM187 109V108H186ZM107 110V109H106ZM177 110V109H176ZM202 110V109H201ZM225 110H227V111H225ZM146 111V110H145ZM145 111H144V114H145ZM148 111V110H147ZM152 111V110H151ZM165 111V110H164ZM204 111V110H203ZM250 111V113L252 114V115H263L264 116V111H262V110H258V109H256V108H253V109H251V110H249ZM102 112H104V111H102ZM177 112V111H176ZM200 112H202V111H200ZM200 112H199V114H200ZM225 112V113H224ZM16 113V112H15ZM33 113V112H32ZM43 113V112H42ZM64 113H65V111H64ZM123 113H124V111H123ZM160 113H161V116L163 117V111L161 110L160 111ZM159 113V114H160ZM165 113V112H164ZM167 113V112H166ZM165 113V114H166ZM175 113V112H174ZM173 113V114H174ZM19 114H21V113H19ZM18 114V115H19ZM57 114V113H56ZM55 114V116H58V115H56ZM122 114V113H121ZM128 114V113H127ZM143 114V116H145L146 117V115H144ZM146 114H147V112H146ZM169 114H170V112H169ZM178 114V113H177ZM11 115H12V119H8L7 117H5V122L6 123H9L11 120H13V114L11 113ZM32 115V114H31ZM30 115V116H31ZM54 115V114H53ZM73 115V116H74ZM95 115V114H94ZM97 115V114H96ZM103 115V114H102ZM129 115V114H128ZM259 115V116H260ZM33 116H34V114H33ZM60 116V115H59ZM117 116H119V115H117ZM142 116V117H143ZM258 116V117H259ZM22 117V116H21ZM67 117H68V115H67ZM101 117V116H100ZM114 117H115V115H114ZM137 117V116H136ZM159 117H160V115H159ZM166 117H167V114H166ZM182 117V116H181ZM190 117V116H189ZM188 117V118H189ZM194 117V116H193ZM199 117V116H198ZM203 117V116H202ZM258 117H255V118H257L258 119ZM17 118V117H16ZM31 119H32V117H30ZM34 118V117H33ZM35 118H38V116L36 117L35 116ZM122 118V117H121ZM124 118H125V116H124ZM124 118H122V119H124ZM130 118H132V120H133V117L131 116ZM147 118V117H146ZM161 118V117H160ZM160 118H159V120H160ZM165 118V117H164ZM183 118H185V117H183ZM187 118V117H186ZM196 118V117H195ZM15 119V118H14ZM25 119V118H24ZM40 119V118H39ZM91 119V118H90ZM95 119V118H94ZM101 119V118H100ZM145 119V118H144ZM169 119H171V117L169 118ZM168 119V120H169ZM180 119V118H179ZM190 119V118H189ZM43 120V119H42ZM85 120V122H83L80 126H79V130H81L82 132H83V134H77V132L75 133V136L77 135L78 136V138H81V140L83 139V140H85V139H87V137L89 136V132H87V130H86V127H87V125H88V127H91V126H89V123H90V121H86ZM165 120V119H164ZM181 120V119H180ZM184 120V119H183ZM190 120H192V119H190ZM193 122H194V125H193V127L195 126V127H198L199 128V126H201L202 125V123H201V120L200 119H198L197 118V120H195L194 118H193ZM1 119H0V151L3 149H1V140H3V139H1V138H3L4 136H1V134H3L4 133V129L6 130L7 128H5L3 125L1 126ZM32 121V120H31ZM35 121V120H34ZM33 121V122H34ZM39 121V120H38ZM49 121V120H48ZM47 121V123H49ZM76 121H74V123H78V122H76ZM80 121V120H79ZM95 121H96V119H95ZM120 121V120H119ZM171 121V120H170ZM175 121V120H174ZM186 121V120H185ZM257 121H259V120H257ZM23 122H24V120L23 121H19L17 124H16V127L17 128H19V126H20V128L23 126ZM46 121H44V123H45ZM124 122H126V125H127V123L129 122H127L126 120H124ZM172 122V121H171ZM178 122V121H177ZM244 122V123H245ZM36 123H38V122H36ZM41 123H43V121L41 122ZM151 123V122H150ZM167 123V122H166ZM251 123V122H250ZM253 123V122H252ZM256 123H258V122H256ZM255 123V124H256ZM96 124V123H95ZM94 124V125H95ZM120 124V123H119ZM118 124V125H119ZM123 124V123H122ZM121 124V126H123ZM143 124V123H142ZM145 124H147L146 122L144 123V125ZM152 124V123H151ZM151 124H147L148 126L149 125H151ZM161 124V123H160ZM177 124V123H176ZM176 124H173V126H176ZM181 124V123H180ZM227 125H228V123H226ZM246 124V123H245ZM25 125V124H24ZM38 125V124H37ZM45 124H43V126H44ZM92 125V124H91ZM130 125V124H129ZM128 125V126H129ZM144 125H142V126H144ZM183 125V124H182ZM189 125V124H188ZM204 125V124H203ZM227 125H226V127H227ZM250 125V124H249ZM258 125V124H257ZM256 125V126H257ZM41 126V125H40ZM121 126H119V127H121ZM135 126V125H134ZM146 126V125H145ZM144 126V127H145ZM147 126V127H148ZM159 126V125H158ZM157 126V127H158ZM88 127H87V129H88ZM97 127H98V125H97ZM137 127V126H136ZM140 127V126H139ZM167 127V126H166ZM181 127V126H180ZM192 127V126H191ZM244 127H245V125H244ZM248 126H246V128H247ZM254 127H255V125H254ZM260 127H261V125H260ZM19 128V131L21 132V129ZM39 128V127H38ZM92 128V127H91ZM91 128H89V129H91ZM115 128H116V125H115ZM124 128H125V126H124ZM129 128V127H128ZM143 128V127H142ZM156 128V127H155ZM183 128V127H182ZM208 128V127H207ZM39 129H41V128H39ZM38 129V130H39ZM46 129V128H45ZM67 129V128H66ZM73 129H74V127H73ZM97 129V128H96ZM101 129H102V127H101ZM123 128H121L120 130H122ZM145 129V128H144ZM146 129H148V128H146ZM145 129V130H146ZM158 129V128H157ZM175 130H176V128H174ZM187 128H185V130H186ZM226 129H228V128H226ZM262 129V128H261ZM24 130H26V131H22V132H24V134H22L24 137H19L18 139H17V132L15 131V133H13V131L11 132V135H13V137L15 138V140L17 139V141H16V143H12L13 145V147L11 146V145H9V146H11V148H9V149H7V153H6V155H2L3 157H4V159H5V157H6V159L4 160V159H1V162H0V203L1 204H3L4 205V207H6L5 208V211L8 213V214H10V215H7V216H5L6 218H4L5 220L3 221V223H2V230L5 232V231H8V232H6V233H4V235H6V236H9V238H10V240L13 242V240L14 241H16V242H13L14 244H15V246L18 248V249H23L24 248V246L26 247V248H28V249H30L29 251L31 252L32 251V253H34L35 255V258H37V256L39 257V256H41L42 258H40V259H43L44 261H39V262H37V263H39V264H59L58 262H60V261H56V259H59V258H56L55 257V255L53 256V255H51L50 254V249H48L47 250V247H46V249L44 248V246L42 245V243H44L45 242V239H44V237L40 240V241H33L32 239H29V238H31L32 236H35L36 235V232H35V234L33 235V233H32V236L31 237H29L28 239L25 237L26 235H29V234H27V232L28 231H26V235L24 234V232L21 230V224L20 223H22L23 224V220H21L20 219V221H18V222H20L19 224H20V226L18 225V224H16L15 225V221L16 220H18V218L20 217V215H19V213L18 212H21V210H23V208H22V205H27L29 202H31V201H28L27 200V198H20V197H18L19 195H20V193L23 191V190H25L26 189V187L24 186V185H22V183L23 182H18L20 179H22V177H24V176H26V175H24L25 174V172H27V174H28V176L29 177H31L32 175L34 176V173H35V171L36 170H41L42 172H45V171H47L48 169H51V171H52V169L53 170H55V171H64V166H62V165H58L57 164V162H55L56 160H57V158L59 157V155H63V154H65L66 153V147L65 148H61V149H59V148H57V149H59L57 152H54V153H48L47 154V150L49 149V148H47V147H45L44 149H42V150H40L39 152H38V155H37V157H35V159H33L32 157H30L31 156V153L34 151V150H36V148H33V146L34 145H29V144H33L35 141H37V140H39V139H37V137L38 136H40V138L41 137H43V133L41 134V133H39V134H29L28 133V130H30V129H24ZM68 130V129H67ZM71 130V129H70ZM78 130V129H77ZM124 130V129H123ZM131 130V129H130ZM134 130V129H133ZM132 130V131H133ZM135 130H136V128H135ZM134 130V131H135ZM140 130H141V127H140ZM139 130V131H140ZM159 130V129H158ZM170 130V129H169ZM172 130V129H171ZM190 130V129H189ZM200 130V129H199ZM208 130V129H207ZM250 130V129H249ZM252 130V129H251ZM250 130V131H251ZM254 130V129H253ZM256 130V129H255ZM258 130V129H257ZM125 131V130H124ZM2 132V133H1ZM34 132V131H33ZM66 132V131H65ZM92 132V131H91ZM90 132V133H91ZM101 131H99V133H100ZM104 132V131H103ZM131 132V131H130ZM138 132V131H137ZM149 132V131H148ZM155 132H156V130H155ZM187 132H189V131H187ZM199 132V131H198ZM226 132H227V130H226ZM7 133V132H6ZM6 133H4V135H7ZM30 133H31V131H30ZM36 133V132H35ZM94 133V132H93ZM98 133V132H97ZM132 133H134V132H132ZM139 133V132H138ZM141 133V132H140ZM159 133V132H158ZM157 133V134H158ZM189 133H191V132H189ZM200 133V132H199ZM204 133V132H203ZM228 133V132H227ZM249 133V132H248ZM263 133V132H262ZM262 133H255L254 135H252V137H253V139H255L257 136H260V137H262L261 139H263L264 137L262 136ZM21 134V133H20ZM19 134V135H20ZM45 135H46V132L44 133ZM92 134V133H91ZM90 134V135H91ZM142 134V133H141ZM154 134V133H153ZM184 134H186L185 132H184ZM193 134V133H192ZM250 134V133H249ZM251 134H253V132L251 133ZM21 135V136H22ZM74 135V134H73ZM121 135V134H120ZM132 135V134H131ZM136 135H138V134H136ZM135 135V133H134V136H136ZM159 135H160V133H159ZM187 135H188V133H187ZM187 135H185V136H187ZM257 135V136H256ZM66 136V135H65ZM70 136V135H69ZM77 136H76V139H77ZM100 136H101V133H100ZM114 136V135H113ZM117 136H118V134H117ZM122 136H123V134H122ZM133 136V135H132ZM133 136V137H134ZM143 136H144V138H143ZM143 136H142V138L143 139H140V141H141V148H142V150H144V146L145 147H148V148H150V150H151V153L149 154V157L151 158V161H150V159H149V161L146 163V165H145V162H143V164L142 163H135L134 161H133V163H130L129 165H127L126 164V167H122L123 169H121V170H119L118 169V167H115V169L117 168L119 171L116 173V172H113V176L114 177H116V180H118L119 178H121V177H123L124 175L126 176L127 175V173H129V172H143V173H152V177H153V179H154V176L156 175L155 174V172L158 170V169H160V168H158V165H159V163H158V157H157V154L159 153L158 152V150L160 149L159 148V146L158 145H154V142H153V139H152V135L150 134V133H143ZM206 136H208V135H206ZM212 136V135H211ZM246 136H248V134L246 133ZM6 137V136H5ZM8 137V136H7ZM10 137V136H9ZM92 137V136H91ZM163 137V136H162ZM189 137V136H188ZM232 137V136H231ZM236 137V136H235ZM11 138V137H10ZM13 138V139H14ZM23 138V139H22ZM39 138V137H38ZM44 138V137H43ZM46 138V137H45ZM69 138V137H68ZM73 137H72V135H71V139H72ZM108 138H110V137H108ZM112 138V137H111ZM110 138V139H111ZM161 138V137H160ZM184 138V137H183ZM186 138V137H185ZM191 138V137H190ZM195 138V137H194ZM193 138V139H194ZM201 138V137H200ZM208 138V137H207ZM48 139V138H47ZM75 139V140H76ZM117 139V138H116ZM122 139V138H121ZM128 139H129V137H128ZM163 139L164 140H166L167 138L166 137H163ZM211 139H212V137H211ZM234 139V138H233ZM236 139V138H235ZM260 139V140H261ZM10 140V139H9ZM26 141L27 143H25L24 142V144L23 143H20L21 141ZM42 140V139H41ZM62 140H63V142H66L63 138H62ZM73 140V139H72ZM88 140V139H87ZM87 140H86V142H87ZM90 140V139H89ZM88 140V141H89ZM115 140V139H114ZM120 140V139H119ZM124 140V139H123ZM131 140V139H130ZM185 140V139H184ZM189 140V139H188ZM206 140V139H205ZM256 140H257V138H256ZM259 140V139H258ZM61 141V140H60ZM69 141V140H68ZM67 141V142H68ZM116 141V140H115ZM169 141V140H168ZM190 142H191V140H189ZM200 141V140H199ZM249 141H251V139L249 140ZM4 142V141H3ZM62 141H61V143H63ZM85 142V141H84ZM85 142V143H86ZM96 142V141H95ZM94 142V143H95ZM102 142V141H101ZM106 142V141H105ZM113 142V141H112ZM121 142V141H120ZM185 142V141H184ZM203 142H205L204 140H203ZM209 142H211V141H209ZM231 143H232V141H230ZM229 142V143H230ZM236 142V141H235ZM244 142H246V140L244 141ZM261 142V141H260ZM6 143V142H5ZM59 143V142H58ZM78 143V142H77ZM84 143V144H85ZM100 143V142H99ZM107 143V142H106ZM127 143V142H126ZM214 143V142H213ZM213 143H211V146H212V144ZM4 144V143H3ZM80 144V143H79ZM83 144V145H84ZM88 144H90V143H88ZM91 144H93V143H91ZM110 144V143H109ZM130 144V143H129ZM139 144V143H138ZM138 144H135V143H133V144H130L128 147H130L131 148V151H133V149L135 148V147H137V145ZM175 144V143H174ZM202 144V143H201ZM207 144V143H206ZM209 144V143H208ZM254 144H256V143H254ZM253 144V145H254ZM40 145V144H39ZM38 145V146H39ZM63 145V144H62ZM82 145V146H83ZM95 145V144H94ZM178 145V144H177ZM187 145V144H186ZM195 145V144H194ZM200 144H198L197 143V145L196 146H199ZM203 145V144H202ZM6 146V145H5ZM56 146H57V144H56ZM79 146V145H78ZM89 146V145H88ZM183 146V145H182ZM185 146V145H184ZM183 146V147H184ZM195 146V147H196ZM228 146V141L225 139V138H222V139H220V138H218V137H216L215 138V151L214 152H216V151H218V153L220 154V155H222V161L224 162V163H227L228 165L227 166H224L223 168H222V171H221V173H220V181H219V185L221 186V188H222V190L224 191V193L228 196L227 198H228V206H229V210H228V214L226 215V216H229V218L227 217V219H226V221L224 222V224H220V223H218L217 221L219 220V219H221L222 218V215L220 214L221 212H219V210H220V207L218 206V202L216 201V195H214L213 193H212V190L211 189H209V190H207L206 192H204V193H201V191L199 190V187H201V186H203V185H211V182H210V179L212 178L211 177V174L213 173V170H214V168H213V163L215 162V160H217V158H212V159H210V158H208V154L206 155V159H199V161L197 162V165H201L202 167H203V169H204V172L203 173H205L206 175H205V178L203 179V181H201V183H197V184H192L191 186H190V188H189V190H187V195L192 199V200H194V203H192L191 204V206L192 207H194V210L192 211V214L190 215V213H188V211L186 210L182 215H178V214H175V215H172L171 214V212H172V210L174 211V206H173V204H171V202H169L171 199V196H170V198L168 197H166L165 199H164V202L169 206V208H167L166 209V212H167V215H168V217L170 218V219H172V221L174 220V224H175V226L178 228V230L180 231V234H183V231L181 230V228H182V223L184 222V220H188L189 222H190V224H191V228H192V230L193 229H195V223H192L193 222V220H195L196 218V216H197V218L199 217L198 216V213L199 212H203L202 214H203V217L205 216L204 215V213L206 214V223H210V231H209V233L207 234V236H205L206 238L205 239H208L209 240V242H214V241H216L215 240V238H214V236H215V234H217L218 232H219V230H220V228H222V226L223 225H225V227H224V230H225V232H226V230H228L229 228H234L235 226H238L239 225V222H240V224L242 225V231L243 232H247L248 234H245L246 236H243V235H241V236H239V240L240 241H237V243H235L234 245H231V246H228V245H230L229 243H228V245H227V247L226 248H218V244L217 245H215V247L214 248H216L214 251H212V253H210L211 255H215V254H217V255H219V256H221V257H224V259H225V263L226 264H242L243 262H246V264H254V263H257L258 264V260H261L262 262H264V239H263V235H264V206H261L258 202H255V198H253V195L254 194H260L261 196L259 197L260 199H262L263 201H264V153L261 155V154H259V156H255V158H253V159H251L252 158V156H249L248 158H246V159H243V156L244 155H242L239 151H234V152H230V153H226V147ZM58 147V146H57ZM94 147V146H93ZM92 147V148H93ZM101 147V146H100ZM100 147H99V149H100ZM124 147H126V146H124ZM124 147H123V149H124ZM187 147V146H186ZM213 147V148H214ZM247 147H248V145H247ZM255 147V146H254ZM38 148V147H37ZM72 148V147H71ZM88 148V147H87ZM95 148V147H94ZM93 148V149H94ZM102 148H104V146L102 147ZM129 148V149H130ZM167 148H168V145H167ZM182 148V147H181ZM200 148V147H199ZM203 148H204V146L202 147V148H200L199 149V152H202L203 153ZM206 148V147H205ZM56 149V150H57ZM74 149V148H73ZM90 149V148H89ZM96 149H98V148H96ZM95 149V150H96ZM105 149V148H104ZM122 149V150H123ZM126 149V148H125ZM146 149L147 148H145V151H146ZM176 149V148H175ZM175 149H172V150H175ZM183 149V148H182ZM195 149V148H194ZM209 149V148H208ZM248 149V148H247ZM252 149H254V148H252ZM76 150V149H75ZM82 150H84V149H82ZM105 150H107V149H105ZM121 150V151H122ZM127 150V149H126ZM163 150H165V149H163ZM171 149H170V147H169V151H170ZM177 150H178V148H177ZM259 150H260V148H259ZM72 151V150H71ZM79 151V150H78ZM85 151V150H84ZM88 151H90V150H88ZM119 151V150H118ZM118 151L116 152V153H118ZM125 151V150H124ZM178 151H180V150H178ZM240 151H242V148H241V150ZM2 152V151H1ZM53 152V151H52ZM76 152H77V150H76ZM75 152V153H76ZM83 152V151H82ZM94 152V151H93ZM92 151H91V153H93ZM98 152V151H97ZM103 152V151H102ZM101 152V153H102ZM126 153L128 152V151H125ZM130 152V151H129ZM138 152V151H137ZM164 152V151H163ZM188 152H189V150H188ZM211 152H212V150H211ZM213 152V153H214ZM245 152V151H244ZM68 153V152H67ZM69 153H71L70 151H69ZM79 153H80V151H79ZM89 152H87V154H88ZM90 153V154H91ZM95 153H96V151H95ZM94 153V154H95ZM100 153V154H101ZM107 153V152H106ZM131 153V152H130ZM261 153V152H260ZM76 154H78V153H76ZM86 154V153H85ZM89 154V155H90ZM98 154V153H97ZM119 154H122V153H119ZM129 154V153H128ZM135 154V153H134ZM139 154V153H138ZM140 154H141V152H140ZM139 154V155H140ZM146 154V153H145ZM144 154V155H145ZM163 154V153H162ZM192 154V153H191ZM194 154V153H193ZM49 155V156H48ZM82 155H83V153H82ZM127 155V154H126ZM131 155V154H130ZM136 155H137V153H136ZM147 155V154H146ZM0 156H1V154H0ZM84 156V155H83ZM86 157H87V155H85ZM91 156H92V154H91ZM96 157H99V156H97V155H95ZM103 156V155H102ZM123 156H124V154H123ZM132 156V155H131ZM134 156V155H133ZM143 156V155H142ZM148 156V155H147ZM146 156V157H147ZM183 156V155H182ZM201 156V155H200ZM2 157V158H3ZM62 157H64V156H61V158ZM76 157H78V155L76 156ZM90 157V156H89ZM93 157V156H92ZM96 157H94V158H96ZM101 157V156H100ZM108 157V156H107ZM129 157V156H128ZM166 157V156H165ZM169 157V156H168ZM181 157V156H180ZM194 157V156H193ZM245 157V156H244ZM31 158H32V160H31ZM55 158V161H53V159ZM91 158V157H90ZM132 160H133V158L132 157H130ZM129 158V159H130ZM136 158V157H135ZM143 158V160H144V156L142 157ZM197 158V157H196ZM27 159H30L31 160V162L33 161V166H31V167H29V168H27V166H26V162L28 161ZM92 159V158H91ZM116 159H117V163L118 164H120L121 162H120V160L119 159H121L120 157L119 158H117L116 157ZM125 159H128V158H125ZM128 159V160H129ZM130 159V160H131ZM140 159V158H139ZM138 159V160H139ZM162 159V158H161ZM170 159V158H169ZM27 160V161H26ZM30 160H29V162H30ZM95 160V159H94ZM97 160V159H96ZM135 160V159H134ZM137 160V161H138ZM147 159H145L144 161H146ZM164 160H167V158L166 159H164ZM100 161H101V159H100ZM104 161V160H103ZM180 161V160H179ZM184 161H186V160H184ZM44 162V163H43ZM107 162V161H106ZM124 162V161H123ZM129 162V161H128ZM170 162V161H169ZM183 161H181V163H182ZM219 162H220V160H219ZM251 162H253V168L255 169L256 168V170H255V177L253 178V171L252 170H248L247 171V168L249 167V164H251ZM21 163H25V167L24 166H22L21 165ZM163 163V162H162ZM188 163V162H187ZM189 163H191V162H189ZM188 163V164H189ZM192 163H194V161L192 162ZM191 163V164H192ZM29 164V163H28ZM37 164H40V166L39 165H37ZM110 164V163H109ZM163 164H165V163H163ZM178 164V163H177ZM232 164L233 165H235V166H233L232 167ZM6 165V166H5ZM107 165H108V162H107ZM122 165V164H121ZM167 165V164H166ZM176 165V164H175ZM181 165V164H180ZM185 165V164H184ZM30 166V165H29ZM110 166V165H109ZM113 166H118V165H113ZM120 166V165H119ZM125 166V165H124ZM143 166H145V167H143ZM172 165L170 164V167H171ZM182 166V165H181ZM200 166V167H201ZM111 167V166H110ZM160 167V166H159ZM167 167L169 168V164L167 165ZM177 167V166H176ZM201 167V168H202ZM227 167V168H226ZM5 168V170L6 171H4L3 169ZM27 168V169H26ZM121 168V167H120ZM164 168V167H163ZM172 168V167H171ZM171 168H169V169H171ZM182 169L184 168V167H181ZM186 168V167H185ZM184 168V169H185ZM107 169V168H106ZM114 169V171H117V170H115ZM168 169V170H169ZM177 169V168H176ZM105 170V169H104ZM110 170V169H109ZM30 171H31V174H30ZM40 171V172H41ZM99 171V170H98ZM101 171V170H100ZM99 171V172H100ZM106 171H108V170H106ZM105 171V172H106ZM113 171V170H112ZM162 171V170H161ZM170 171H172V170H170ZM175 171V170H174ZM178 171H179V169H178ZM180 171H181V169H180ZM251 171V172H250ZM104 172V173H105ZM109 172V171H108ZM183 172V171H182ZM185 172H187V168H186V171ZM199 172V171H198ZM107 173V172H106ZM166 173V172H165ZM176 173V172H175ZM184 173V172H183ZM23 174V175H22ZM98 174V173H97ZM97 174H96V176H97ZM122 174V176H120V177H118L119 175H121ZM136 174V173H135ZM168 174V173H167ZM178 174H182V173H179L178 172ZM198 174V173H197ZM200 174V173H199ZM100 175V174H99ZM109 175V174H108ZM112 175V174H111ZM134 175V174H133ZM144 175V174H143ZM147 175V174H146ZM170 175V174H169ZM172 175V174H171ZM203 175V174H202ZM201 175V176H202ZM106 176V175H105ZM167 176V175H166ZM166 176H164V177H166ZM173 176V175H172ZM176 176H177V174H176ZM93 177H94V175H93ZM107 177H109V176H107ZM118 177V178H117ZM139 177H141L140 175H139ZM200 177V176H199ZM97 178V177H96ZM101 178V177H100ZM106 178V177H105ZM110 178V177H109ZM134 178V177H133ZM148 178V177H147ZM182 178V177H181ZM184 178V177H183ZM194 178V177H193ZM197 178V177H196ZM261 179L262 181H261V183H262V187H258V186H256V184L258 183V182H260L258 179ZM19 179V180H18ZM92 179H95V178H92ZM108 179V178H107ZM128 179H130V178H128ZM135 179H140V178H135ZM142 180H143V178H141ZM145 179L146 178H144V181H145ZM189 179V178H188ZM191 179V178H190ZM199 179V178H198ZM182 180V179H181ZM194 180H195V178H194ZM201 180V179H200ZM108 181V180H107ZM134 181H136V180H134ZM140 181V180H139ZM186 181V180H185ZM191 181V180H190ZM193 181V180H192ZM196 181H198V180H196ZM112 182H114L113 181V179H109V181L108 182H106V185H107V187H109V186H111L112 185ZM116 182V181H115ZM141 182H143V181H141ZM153 182V181H152ZM183 181H181V183H182ZM99 183V182H98ZM171 183V182H170ZM175 183H176V180H175ZM217 183V182H216ZM24 184V183H23ZM96 184V183H95ZM123 184V183H122ZM129 184V183H128ZM130 184H131V182H130ZM129 184V185H130ZM135 184V183H134ZM139 184H140V182H139ZM139 184H137L138 186H139ZM144 184H146V183H144ZM153 185H154V183H152ZM177 184V183H176ZM190 184V183H189ZM89 185V184H88ZM92 185L94 186V184H93V182H92ZM124 185V184H123ZM127 185V184H126ZM133 185V184H132ZM141 185V184H140ZM143 185V184H142ZM147 185H148V183H147ZM150 185H151V183H150ZM179 185V184H178ZM182 185V184H181ZM90 186V185H89ZM113 186V185H112ZM171 186V185H170ZM35 186H33V185H30V188L29 189H33ZM124 187H125V185H124ZM127 187V186H126ZM132 187V186H131ZM141 187V186H140ZM149 187V186H148ZM168 187V186H167ZM38 188H40V186H38L37 187V189ZM109 188H111V187H109ZM135 188V187H134ZM166 188V187H165ZM164 188V189H165ZM205 188V187H204ZM122 189H123V187H122ZM129 189V188H128ZM128 189H126V191L128 190ZM166 189H169V187L168 188H166ZM193 189V191L191 192V190ZM107 190V189H106ZM115 190V189H114ZM149 190V189H148ZM177 190V189H176ZM179 190H180V188H179ZM185 190V189H184ZM41 191H42V189H41ZM147 191V190H146ZM145 191V193H147V192H149V191H147L146 192ZM151 191V190H150ZM219 191V190H218ZM112 192V191H111ZM123 192V191H122ZM125 192V191H124ZM136 192V190L135 189H131L130 191H128V193H127V196H129V197H131V196H133V194ZM164 192H166V191H164ZM35 193V192H34ZM107 193H108V191H107ZM109 193H110V191H109ZM126 193V192H125ZM138 193V192H137ZM144 192H143V195H146ZM149 193H151V192H149ZM170 193V192H169ZM168 193V194H169ZM172 193V192H171ZM173 193H174V191H173ZM106 194V193H105ZM123 194V193H122ZM121 194V195H122ZM152 194V193H151ZM180 194H182V193H179V195ZM18 195V196H17ZM22 195H24L23 197H25V193H22ZM104 195V194H103ZM110 195V194H109ZM125 195V194H124ZM142 195V194H141ZM170 195V194H169ZM174 195V194H173ZM178 195V196H179ZM21 196V195H20ZM44 196V195H43ZM42 196V197H43ZM102 196V195H101ZM113 197L111 198V197H107V195H106V197H107V200L108 201H110L111 199L113 200V199H116V197H114V195H112ZM136 196V195H135ZM148 196H149V194H148ZM148 196H147V198H148ZM176 196V195H175ZM178 196H177V198H178ZM225 196V195H224ZM45 197V196H44ZM43 197V198H44ZM104 197V196H103ZM122 197H123V195H122ZM121 197V198H122ZM137 197V196H136ZM135 197V198H136ZM32 198V197H31ZM99 198V197H98ZM105 198V197H104ZM127 198V197H126ZM186 198V197H185ZM36 199H38V198H35V199H33V201L35 200L36 201ZM45 199V198H44ZM102 199V198H101ZM130 199V198H129ZM134 199V198H133ZM157 199V198H156ZM173 199V198H172ZM106 200V199H105ZM107 200L106 201H101L102 202V204H101V207H104V206H106V205H109V203H107ZM111 200V201H112ZM118 200H119V198H118ZM137 200V199H136ZM135 200V201H136ZM158 200V199H157ZM156 200V201H157ZM177 200H179V198L177 199ZM176 200V201H177ZM219 200V199H218ZM224 200V199H223ZM226 200V199H225ZM41 201V200H40ZM43 201V200H42ZM99 201V200H98ZM126 201V200H125ZM134 201V200H133ZM142 202H143V199L141 200ZM146 201V200H145ZM154 201H155V199H154ZM159 201V200H158ZM163 201V200H162ZM172 201V200H171ZM38 202H39V200H38ZM114 202V201H113ZM119 202H120V200H119ZM122 202H123V200H122ZM140 202V201H139ZM151 202H153V201H151ZM191 202V201H190ZM33 203V202H32ZM36 203V202H35ZM43 203H45L44 201H43ZM136 202H134V204H135ZM226 203V202H225ZM34 204V203H33ZM38 204V203H37ZM41 204V203H40ZM96 204V203H95ZM114 205H115V203H113ZM120 204V203H119ZM130 204V203H129ZM142 204V203H141ZM166 204H163V206L164 205H166ZM136 205V204H135ZM140 205V204H139ZM156 205V204H155ZM178 205H180L179 204V202H178ZM264 205V204H263ZM0 206H2V205H0ZM33 206V205H32ZM37 206V205H36ZM98 206V205H97ZM141 206V205H140ZM150 206V205H149ZM151 206H152V203H151ZM176 206H177V204H176ZM221 206V205H220ZM27 207H28V205H27ZM120 207V206H119ZM123 207L124 208H127V207H129L128 205H126V204H124L123 205ZM136 207H137V205H136ZM191 207V208H192ZM235 207H237L238 208V213L237 214H235ZM36 208V207H35ZM135 208V207H134ZM138 208H141V207H138ZM146 208V207H145ZM180 208V207H179ZM181 208H182V206H181ZM222 208H224V207H222ZM29 209V210H28ZM30 207L29 208H27V211H29L30 212ZM118 209H120V208H118ZM136 209V208H135ZM144 209V208H143ZM151 209V208H150ZM188 209V208H187ZM125 210V209H124ZM138 210V209H137ZM137 210L136 211H133L131 214H132V216L135 214V212H137ZM140 210H142V208L140 209ZM27 211H24V212H27ZM32 211H33V209H32ZM31 211V212H32ZM35 211H39V209L38 210H35ZM34 211V212H35ZM93 211H94V209H93ZM139 211V210H138ZM143 211V210H142ZM237 211V210H236ZM33 212V214H35ZM123 212V211H122ZM149 212V211H148ZM177 212H179V210L177 211ZM18 214L19 215V217H14V214ZM37 213V212H36ZM146 213H147V211H146ZM28 214V213H27ZM31 214V213H30ZM123 214H124V212H123ZM26 214H24V215H22V216H25ZM84 215V214H83ZM145 215V214H144ZM147 215V214H146ZM224 215V214H223ZM135 216V215H134ZM14 217V218H13ZM27 217V216H26ZM29 217V216H28ZM30 217H32L31 215H30ZM35 217V216H34ZM92 217V216H91ZM90 217V218H91ZM200 217H202V215L200 216ZM199 217V218H200ZM202 217V218H203ZM95 218V217H94ZM106 218V217H105ZM115 218L117 219L116 221H118V220H120L119 219V217H118V215H117V213H115ZM139 218V217H138ZM30 219V218H29ZM32 219H34L33 217L31 218V220ZM98 219V218H97ZM108 219V218H107ZM147 219V218H146ZM159 219V218H158ZM157 219V220H158ZM160 219H162V218H160ZM201 219V218H200ZM204 219V218H203ZM202 219V220H203ZM25 220V219H24ZM30 220V221H31ZM81 220V219H80ZM99 220V219H98ZM131 220V219H130ZM33 221V220H32ZM31 221V222H32ZM92 221V220H91ZM90 221V222H91ZM97 221V220H96ZM100 221V220H99ZM98 221V222H99ZM126 221V220H125ZM145 221V220H144ZM152 221V220H151ZM160 221V220H159ZM166 221V220H165ZM172 221H171V223H172ZM199 221V220H198ZM2 222V221H1ZM27 222H29V220L27 219ZM104 222V221H103ZM120 222V221H119ZM121 222H123L122 221V219H121ZM153 222V221H152ZM161 222H164V220L162 221L161 220ZM92 224H94L93 222H91ZM138 223H140V222H138ZM156 223V222H155ZM166 223V222H165ZM205 223V222H204ZM15 225V226H12V225ZM30 224V223H29ZM33 224V226H34V222L32 223ZM122 224V223H121ZM25 224H23V226H24ZM28 224L26 223V225L25 226H27ZM38 225V224H37ZM127 225H129V223L127 222ZM135 225V224H134ZM143 225V224H142ZM146 225H148V224H146ZM146 225H145V227H146ZM154 225V224H153ZM158 225V224H157ZM167 225H169V224H167ZM170 225H172V224H170ZM202 225H204V224H202ZM208 225V224H207ZM1 226V225H0ZM32 226V225H31ZM36 226V225H35ZM34 226V227H35ZM93 226V225H92ZM100 226V225H99ZM98 226V227H99ZM121 226V225H120ZM197 226H198V224H197ZM33 227V228H34ZM122 227H123V225H122ZM126 227V226H125ZM139 227H141V226H139ZM138 227V228H139ZM143 227V226H142ZM141 227V228H142ZM144 227V228H145ZM150 227V226H149ZM155 227V226H154ZM172 227H173V225H172ZM202 227V226H201ZM205 227H206V225H205ZM100 228V227H99ZM118 228H120L119 227V225L118 224H116V225H114L113 226V231L116 233V236H117V238H115V239H112V242H113V244L111 245V247L109 248V250L110 249H112L114 252H119L120 253V258H122L121 260V262H120V264H122L123 263V261H124V259H126L127 258V249L126 250H123V249H121L119 246H118V244L120 243H117V240H118V237H121L122 235H121V233H119V230H118ZM124 228V227H123ZM123 228H121V229H123ZM136 228V227H135ZM147 228H148V226H147ZM151 228V227H150ZM170 228H171V226H170ZM169 228V229H170ZM198 228V227H197ZM203 228V227H202ZM1 229V228H0ZM27 229H29V228H27ZM31 229V228H30ZM91 229V228H90ZM127 229H128V227H127ZM155 229V233H156V231H159L157 228H154ZM176 229V228H175ZM205 228H203L202 230H204ZM240 229V228H239ZM32 230V229H31ZM31 230H29V231H31ZM35 230V229H34ZM40 230V229H39ZM39 230H36V231H38V233H39ZM97 230V229H96ZM104 230H105V228H104ZM124 230V229H123ZM122 230V231H123ZM138 230V229H137ZM142 230V229H141ZM88 231H90V230H88ZM92 231V230H91ZM142 231H144V230H142ZM141 231V232H142ZM148 231H150V230H148ZM154 231V230H153ZM171 231H172V229H171ZM194 231H196V230H194ZM200 231H201V229H200ZM239 231V230H238ZM241 231V232H242ZM101 232V231H100ZM137 232V231H136ZM186 232V231H185ZM228 232V231H227ZM240 232V231H239ZM2 233V232H1ZM49 233V232H48ZM124 233V232H123ZM138 233V232H137ZM143 233V232H142ZM158 233V232H157ZM156 233V234H157ZM190 233V232H189ZM196 233H198V230H197V232H195L194 233V235L193 234H191V235H193V236H195V234ZM238 232L236 231V233L235 234H237ZM17 234H18V237H17ZM45 234V233H44ZM91 234V233H90ZM107 234V233H106ZM139 234V233H138ZM144 234V233H143ZM151 233L149 232V234L148 235H150ZM153 234V233H152ZM176 234H177V231H176ZM185 234H187V233H185ZM184 234V235H185ZM201 234V233H200ZM223 234V236H226V235H224V233L223 232H221V233H218V235L216 236V238L218 237V238H220V236ZM226 234V233H225ZM239 234H241V233H239ZM243 234V233H242ZM31 235V234H30ZM38 235V234H37ZM47 235V234H46ZM95 235V234H94ZM97 235V234H96ZM159 235V234H158ZM174 235V234H173ZM178 235V234H177ZM228 235V234H227ZM234 235V234H233ZM1 236H2V234H1ZM0 236V237H1ZM16 236V237H15ZM43 236V235H42ZM92 236V235H91ZM91 236L87 239V242H89V243H91V246H90V249L89 250H91L92 251V253H93V255L95 256V255H97V256H99L100 254H101V251H107V245H105V246H103L102 248H100V245L101 244H99L98 242L99 241H101V240H106V237H105V239H103L104 237H101V233L98 235V236H96L95 238L94 237H92V238H94L95 240H96V246L95 245H92L93 244V239L91 238ZM102 236H103V234H102ZM156 236V235H155ZM186 236V235H185ZM198 236H199V234H198ZM198 236L197 237H195V239L192 241V243L191 244H189L188 243V241H187V247H185L186 248V250L184 251V252H186L185 254H180L179 252H177V250H174V249H171V245L170 246H168V249H164L163 251H162V253L163 254H159V255H157L158 257H160V260L162 261L161 263L162 264H185L184 263V261H186V260H188V258H187V254L190 252H192V251H194L197 247H201L202 246V244H204L205 243V240H204V242H203V237H199L198 238ZM229 236H232V234L230 235H228V237ZM123 237V236H122ZM150 237V236H149ZM164 237H167L164 233H161L160 234V238L162 239V238H164ZM171 237V236H170ZM189 237V236H188ZM187 237V238H188ZM235 235H234V239H235ZM252 237H254V238H258V239H261V246L258 248L259 250L257 251L256 249H255V245H253V244H255V242L252 244L251 243V240H252ZM17 238H18V240H17ZM33 238V237H32ZM139 237H138V235L136 234V233H134V232H132L131 233V239H134V240H136L137 241V239H138ZM142 238V237H141ZM179 238H180V236H179ZM194 238V237H193ZM222 239H223V237H221ZM220 238V239H221ZM241 238V239H240ZM4 239V238H3ZM6 239V238H5ZM4 239V240H5ZM7 239H8V237H7ZM169 239V238H168ZM221 239V240H222ZM231 239H233V237L231 238ZM238 239V238H237ZM9 240V239H8ZM139 240V239H138ZM152 240V239H151ZM160 240V239H159ZM172 240V239H171ZM174 240V239H173ZM192 240V239H191ZM230 240V239H229ZM1 241H2V239H1ZM18 241V242H17ZM145 241V240H144ZM164 241V240H163ZM219 241V240H218ZM218 241H217V243H218ZM232 241V240H231ZM128 242V241H127ZM139 242V241H138ZM142 242V241H141ZM155 242V241H154ZM164 242H168L167 240L166 241H164ZM182 242V241H181ZM220 242V241H219ZM1 243V242H0ZM110 243V242H109ZM109 243H106V244H109ZM158 243V242H157ZM172 243H174V242H172ZM180 243V242H179ZM231 243V242H230ZM234 243V242H233ZM233 243H231V244H233ZM259 243V244H260ZM6 244H7V241H6ZM63 244V243H62ZM80 244V243H79ZM169 244V243H168ZM176 244V243H175ZM182 244V243H181ZM2 245V244H1ZM10 245H12V244H10ZM122 245V244H121ZM136 245H137V243H136ZM160 244H158V246H159ZM205 245V244H204ZM249 246V251H247L245 248H246V246ZM2 246H4V245H2ZM7 246V245H6ZM64 246V245H63ZM110 246V245H109ZM129 246H130V243H129ZM162 245H160V247H161ZM206 246V245H205ZM258 246V245H257ZM138 247H140V246H138ZM204 247V246H203ZM14 248V247H13ZM133 248H135V247H133ZM141 248L143 249V250H147V253L146 254H144L145 253V251H144V253L142 252L141 254H140V252L141 251H139V253H137L136 255L138 256L137 258L138 259H140V258H142V254L144 255L143 257L146 259V262L145 263H140V262H137V261H131V264H157L158 263V260H156V258L154 257H150V254H155L156 252H157V250L159 249H157V250H155L156 248H154V246H153V244H149V245H147V246H145V245H141ZM173 248V247H172ZM184 248V249H185ZM205 248V247H204ZM204 248H201V249H204ZM1 249H3V248H1ZM62 249V248H61ZM68 249V248H67ZM88 249V248H87ZM135 249H137V248H135ZM209 249V248H208ZM211 249V248H210ZM63 250H65V249H63ZM85 250V249H84ZM130 250V249H129ZM138 250V249H137ZM140 250V249H139ZM211 250H213V249H211ZM53 251V250H52ZM86 251L87 250H85L84 252H85V254H86ZM196 251V250H195ZM204 251V250H203ZM209 250H207V252H208ZM10 252H12V253H10ZM10 252H6V253H3V252H1L0 253V264H22L21 263V261H19V259L18 258H16V257H11V258H1V255H4V254H8V253H10V254H13V255H22V257L23 258H25L26 260H29L30 259V257H29V259H28V257H26V255H23L22 254V252H15V251H10ZM24 252V251H23ZM78 252H79V250H78ZM183 252V251H182ZM181 252V253H182ZM183 252V253H184ZM204 252H206V251H204ZM237 252H240V254H239V256H238V254H237ZM3 253V254H2ZM55 253V252H54ZM68 253V252H67ZM77 253V252H76ZM115 253V254H116ZM159 253V252H158ZM157 253V254H158ZM189 253V254H190ZM203 253V252H202ZM30 254V253H29ZM28 254V255H29ZM83 254V253H82ZM108 254H109V252H108ZM192 255H193V253H191ZM195 254V253H194ZM205 254V253H204ZM203 254V255H204ZM208 254H209V252H208ZM30 255H32V254H30ZM57 255V254H56ZM135 255V256H136ZM201 253H200V251L199 252H197V254H195V256H193V257H189L190 258V260L193 258L194 260H193V264H203V262L205 261L204 260V256H203ZM94 256H91V258H93ZM205 256H206V254H205ZM57 257H58V255H57ZM81 258H82V256H80ZM221 257H219V258H217V259H215V260H213L211 257L209 258V259H207L208 261H207V263L206 264H221ZM239 257V258H238ZM76 258V257H75ZM100 258H101V256H100ZM100 258H99V260H100ZM111 258V257H110ZM112 258H114V257H112ZM116 259H117V257H115ZM151 258H153V259H151ZM97 259V258H96ZM95 259V260H96ZM221 259V260H220ZM30 260H35V259H30ZM61 260V259H60ZM74 260V259H73ZM94 260V259H93ZM102 260V259H101ZM104 260V259H103ZM102 260V261H103ZM118 260H120V259H118ZM189 260V261H190ZM80 261V260H79ZM83 261V260H82ZM88 261V260H87ZM107 261H108V259H107ZM142 261V260H141ZM223 261V260H222ZM75 262V261H74ZM94 262H96V261H94ZM101 262V261H100ZM110 262V261H109ZM112 262V261H111ZM110 262V263H111ZM82 263V262H81ZM97 263V262H96ZM161 263H159V264H161ZM223 263V262H222ZM63 264V263H62ZM79 264V263H78ZM107 264V263H106ZM115 264V263H114Z\"/></svg>","mask_w":264,"mask_h":264},{"label":"water","instance_id":"3","mask_svg":"<svg viewBox=\"0 0 264 264\" xmlns=\"http://www.w3.org/2000/svg\"><path fill=\"white\" fill-rule=\"evenodd\" d=\"M128 1L130 4H132L133 9L137 12L139 18L143 22H145V24L147 25L148 23L146 22L150 20L149 19L150 13H148L147 11H144L142 13L140 7L137 4L132 3L131 0H128ZM260 18L264 19V13L263 14L261 13ZM176 20L177 21H175V23L173 24L171 32H167L165 30H161V31L159 30L158 33L156 34V37L158 36V38L161 39V42L166 46L167 49L169 50L173 49L174 50L173 53L175 52L174 55L170 57V66L173 69H175V67L179 65L181 61H183L185 62V64H187L186 66H188L190 70L189 72L191 73L190 80L184 81V83L178 86L179 91H178L176 100L182 99L180 98V96L181 97L184 96L185 98L186 97L196 98L199 96L197 84L199 83L200 76L204 74L206 76H210V75L212 76L211 73H213V70H211L212 68L210 69L209 66L212 65V63H215V61L212 59L214 57V53H213V50L210 49L207 45H203V44L197 45L195 43L187 42V34L194 36L195 34L203 33L206 31L204 26L192 27L191 22H190L191 20L190 15L186 13L184 14L183 17L178 18ZM189 24L191 26H189ZM247 34H248L247 38H251L253 36L251 33H247ZM192 56H194L199 61L198 65L191 64V62L189 61V58ZM262 58H264V56ZM205 70L207 72L209 71V74ZM216 77L217 75L214 74L213 78H216ZM65 78H67V76H62V77L60 76V79L62 81H64ZM34 83H35V87L37 88L35 89V91L31 88H27L26 82H13L9 86L3 85L0 89L1 90L0 95L2 96L8 93L10 96H13L15 98L18 96H23L24 98L29 100L30 96L33 97L35 93V94H38L39 102L41 101L46 102L43 96L46 93V87L48 86V82L44 80H37ZM71 87H72L71 85L67 84V86L63 88V91L69 90L68 92H71L70 91ZM140 95L144 99L143 95L139 94L137 101L142 99L140 98ZM262 119H264L263 115H262ZM161 131H162V134H167V136H170V141L175 139L176 135L174 131H171L169 129L167 130L165 128L162 129ZM170 141L168 142V141L161 140V142L158 145L160 150H163L165 147H167ZM11 257L18 258L22 264H39L37 262L44 261L43 259H40V260L35 259L34 261L32 260L30 261V260H26L25 258H23L22 255H13L10 253L1 255V258H11ZM38 258H42V257L39 256Z\"/></svg>","mask_w":264,"mask_h":264}]
</instances>
